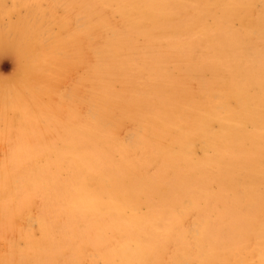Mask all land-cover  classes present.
Listing matches in <instances>:
<instances>
[{
    "label": "rangeland",
    "instance_id": "1",
    "mask_svg": "<svg viewBox=\"0 0 264 264\" xmlns=\"http://www.w3.org/2000/svg\"><path fill=\"white\" fill-rule=\"evenodd\" d=\"M122 1L123 2H121V0H113V1L112 0H98V2H97V0H5V1L0 0V86H1L0 87V92H1L0 93V97H1V101H0V106H1L0 107V110H1L0 111V118H1L0 119V122H1L0 123V134L2 135L5 133L3 136L0 135V146H1L0 147V264H29L30 262H31V264L32 263L37 264L38 262H39L38 264H42L43 262H45L46 264H49V262L52 263L54 260H55L54 264H57V263L58 264H69V263H71V264H86V263L87 264L88 263L89 264H110L109 261H111L113 259H114V261H111V264H120V263L122 264V261L124 259V255H125V252L127 251V249H132V248H135L137 246H140V248H141L142 244H143L142 246H144V247L142 249H140L142 252L141 259L136 261L134 264H146V263L147 264H150V263L151 264H183L184 262H185L184 264H187V263L188 264H216V263L217 264H222V263L223 264H235V263L236 264H262V262L259 259L260 257H259V253L257 251V247L259 246L262 239H264V208H263L264 207V200H263L264 199V192H263L264 191V179H263L264 178L263 177L264 176V172H263L264 171V169H263L264 168V154H262L264 152V143H263L264 142V125H263L264 124V104H263L264 103V101H263L264 100V98H263L264 97V0H205L206 3L204 0H172V1H170V0H151V1H148V0H122ZM163 1H165V2H163ZM102 4H104V5H102ZM156 5H157V7H156ZM161 5L163 7H161ZM200 5H202L203 7L202 6L200 7ZM199 9H201V10H199ZM158 10H159V12H158ZM138 13L141 16L140 15L138 16L137 15ZM190 13H192V14H190ZM12 15H13V17L11 18ZM136 16H138V17L136 18ZM195 16H196V18H195ZM72 18H73V20H72ZM197 18L199 19V21L197 20V23H196ZM113 19L115 22L113 21ZM203 19H204V21H202ZM212 19H213V21H212ZM117 21H119L120 23H118ZM30 22L34 24V27L30 26ZM112 22H114V24ZM217 22H218V24H217ZM122 24H124L127 28ZM203 24H205V25H203ZM210 24H211V26H210ZM116 25L118 28L116 27ZM201 25H203V27H201ZM215 27L218 30L217 29L215 30ZM218 27H220V28H218ZM223 27H225V28H223ZM132 29H135L136 31H133ZM219 29H221V30L219 31ZM241 29L243 30V32ZM113 30H115V31H113ZM143 30L145 31L144 32L145 34L142 33ZM211 30L214 31V34H213V31H211ZM224 30H227V32ZM198 31H199V33H198ZM207 32H209L210 34ZM215 33H217L220 36H216L217 34H215ZM221 33H223V34H221ZM140 34L141 35L143 34L144 37L141 36ZM154 34H155V36H154ZM211 34L213 35V37L210 36ZM254 34L256 37L254 36ZM132 35H134V37ZM148 36L150 38H147ZM202 36L205 38H203ZM214 36H215V38H214ZM223 36H225V37H223ZM241 36L242 37L244 36V37L241 38ZM115 37H119V38L116 39ZM125 37L126 38L128 37L126 42L124 40V39H126ZM195 37L197 38V40ZM217 37H218V40H217ZM136 38H137V40L141 39L140 42L137 41ZM143 38L147 39L148 41L145 39H144L145 40L144 41ZM219 38L222 39V41L219 40ZM247 38L249 41L247 40ZM174 39H176V40H174ZM199 39H200V41H198ZM184 40H186V41H184ZM191 40H192V42H191ZM212 40H214V42ZM243 40L245 43L243 42ZM208 41H210L212 44H210V42L208 43ZM251 41H253V42H251ZM131 42H132V44L133 43L134 44L131 45ZM144 42H148V43H144ZM177 42H178V44H177ZM120 43L121 44L123 43V45L125 44L126 46L125 45L123 46ZM185 43H187V44H185ZM190 43L191 44L193 43L192 46ZM110 44L113 47H111ZM180 44H182V47ZM151 45L154 48H152ZM210 45H211V47H210ZM213 45H214V47H213ZM106 46L108 48H111V49L109 50ZM101 47L103 50H100ZM128 47H129V49H128ZM139 47H141V48H139ZM170 47H172V48H170ZM192 47L195 49V51H193L194 49H192ZM136 48H138V49H136ZM149 48L151 51L147 52V50H149ZM163 48L164 49L167 48L168 50L167 49L163 50ZM214 48H216L217 50L216 49L214 50ZM120 49H122V50L120 51ZM125 49H126V51H125ZM180 49L182 51H184V53L185 52H187V53L184 54V53H182V51L180 53ZM114 50L116 53L114 52ZM139 50H141V51H139ZM144 50H146V51L144 52ZM129 51H130V53H128ZM161 51H162V53H159ZM213 52L216 54H214ZM121 53H122V55L124 54L125 57L122 56ZM133 53L134 54L136 53V55H134ZM190 53H191V55H190ZM198 53H200V54H198ZM180 54H181V56H180ZM133 55H134V57L132 58ZM170 55L173 57H171ZM162 56H164V57H162ZM165 56H166V58H165ZM213 56H215L216 58H214ZM127 57H129V58L127 59ZM137 57H138V59H137ZM139 57L142 59L140 60ZM145 57L147 59L148 58L149 59L147 60ZM193 57H194V59H193ZM202 57L205 60L202 59ZM262 57H263V59H262ZM183 58H185V59L188 58V59L183 60ZM207 58H208V60H207ZM210 58H212V59H210ZM131 59L132 60L134 59L135 61L134 60L131 61ZM145 59L147 60L146 62H145ZM170 59H172L173 61ZM191 60H193V61H191ZM218 60H219V62L220 61L221 62L219 63ZM139 61H140V63H138ZM158 61L160 62V64ZM181 61H183V62H181ZM185 61H187V62L189 61L188 64ZM205 61L207 64L205 63ZM223 61H225V62H223ZM97 62H98V64H97ZM210 62L212 63V65L209 64ZM183 63H185V64H183ZM196 63H198V64H196ZM163 64H165V66ZM177 64H178V66H177ZM186 64L188 67L185 66ZM219 64L222 65L221 68H220ZM230 64H231V66H230ZM173 67H174V69H172ZM179 67H180V69H179ZM116 68H117V70H116ZM205 68H206V70H205ZM217 68H218V70L219 69L220 70L218 71ZM170 69H172V70H170ZM187 69H189V70H187ZM195 69H197L198 71ZM212 69L215 71H212ZM228 70H230V71H228ZM241 70H242V72H245V75H244V73L241 72ZM68 71H69V73H68ZM176 71H177V73H175ZM179 71H181V72H179ZM220 72H223V73H220ZM228 72H229V74H228ZM207 73H209V74L207 75ZM215 73H216V77L214 76ZM235 73L237 74L236 77L234 76ZM66 74H67V76H66ZM75 74H76V76H75ZM150 74H152V75H150ZM168 74H171V75H169V77H168V76H166ZM172 74H173V76H172ZM210 74H213L214 78L212 75H211L212 77H210ZM241 74L243 76H241ZM23 75H24V77H23ZM141 75H143V76H141ZM250 75L253 77H251ZM223 76L224 77L226 76V77L224 78ZM74 78H75V80H74ZM150 78H153V79H150ZM159 78H161V79H159ZM209 78H210V80H209ZM214 79H216V80L218 79V80L214 81ZM228 79H230V80L228 81ZM245 79L248 82H246ZM68 80H70V81L73 80V81L70 82ZM175 80L177 82L181 81V83H179V82L177 83ZM204 80H207V81L209 80L208 81L209 84L207 83L208 86H206L207 84H206V81H204ZM211 80L213 82H215V83H213V86H212ZM21 82H22V84H20ZM65 82L67 85L65 84ZM223 82H224V84L221 87H218L219 90L216 89L217 86H220ZM58 84H60V85H58ZM62 84L66 88L64 86H62ZM195 85H197L198 87ZM210 85H211V87H210ZM236 85L239 86V87L237 86V89H236ZM13 86H15V88ZM32 86H34V87H32ZM245 86H248V88L250 90L246 87V89H248V91H247L245 89ZM185 87H188V88H185ZM212 87L215 89H213ZM257 87H258V89H257ZM2 88H4V89H2ZM7 88L9 89V91ZM12 88H14V89H12ZM53 88H54V90H53ZM135 88L137 90L138 89L139 90L137 91ZM211 88L213 89V91L215 90L214 93H212L213 91ZM221 88H222V90H221ZM141 89H143V90H141ZM205 90L207 93L205 92ZM225 90H226V92H224ZM229 90L232 93L229 92ZM168 91L170 93H168ZM254 91H256L255 94H253ZM77 92H78V95H77ZM192 92H195V93L192 94ZM203 92H205V94ZM247 92L248 93L250 92L249 94L251 97L248 96ZM105 93H106V95H105ZM223 93H224V95H223ZM225 93H227V94H225ZM228 93H230V95H229L230 98H228ZM57 95H58V97H57ZM33 96H34V98H33ZM44 96H46V98ZM129 96H130V100H129ZM208 96L211 97V100H210V97L208 98ZM217 96H218V98H217ZM234 96H235V98H234ZM245 96H247V97H245ZM73 97H75L74 100L72 99ZM149 97H151V98H149ZM199 97H201V98H199ZM243 97H244V100H245V98H247L248 100L246 99L247 101L244 102ZM165 98H167V99H165ZM249 98H250V100H249ZM44 99H45V102H44ZM67 99H68V101H67ZM69 99L72 101L70 102ZM164 99L166 102L164 101ZM213 99L215 102L213 101ZM4 100H5V102H4ZM199 100H201V101H199ZM236 100H238L240 102L235 103ZM36 101H38V102H36ZM63 101H65V102H63ZM74 101H76L77 103L76 102L74 103ZM187 101H189V102H187ZM251 101L252 102L254 101L252 103V105H251ZM46 102H47V105H46ZM259 102H261L260 104L262 106L259 104ZM80 103H82V104H80ZM87 103H89V104L87 105ZM189 103H190V105H189ZM199 103H201V104L199 105ZM83 104H85V106ZM148 104L150 106H154V108L150 107ZM231 104H233V105H231ZM235 104H237L238 106H234ZM255 104H257V105H255ZM6 105H7V107H6ZM18 105L21 107L19 108ZM107 105H108V107H107ZM209 105H211V106H209ZM228 105H230V106L228 107ZM249 105L257 106L256 107L257 109L254 110L255 107L252 108ZM24 106H26V107L23 108ZM77 106H78V108H76ZM214 106H215V108H214ZM212 107H213V109H212ZM217 107H219V108H217ZM243 107H245L247 109H245ZM57 108H58V110H57ZM103 108L104 109L106 108V109L104 110ZM122 108H123V110H122ZM232 108H235L236 110H232ZM97 109H101V111L97 110ZM112 109L113 110L115 109L114 110L115 112H113ZM155 109L158 111H156ZM190 109H191V111H189ZM210 109H212V110H210ZM24 110L26 111L25 114L28 116L32 125H31V123L29 124V120L27 119V116L24 117L25 116V114L23 113V112H25ZM118 110H120V112L121 111L122 112L119 113ZM246 110L249 112L247 115H250L251 118L248 117V119H247V115L244 114V113H246ZM27 111L30 113H28ZM33 111H35V113ZM68 111L70 112V114L68 113ZM199 111H200V113H199ZM209 111H210V113H207ZM215 111H216V113H215ZM226 111H229L231 114L229 112H226ZM252 111L255 112L254 115L255 116L257 115L258 118H256L255 116H251L253 114ZM256 111H258L260 114ZM50 112H52V113H50ZM92 112H94V113H92ZM95 112H96V114L99 113V114H97L98 117L95 114ZM202 112L205 113V116ZM223 112H224V114H223ZM262 112H263V114L261 115ZM9 113H10V115H9ZM83 113L85 114V116L86 115L87 116L89 115V116L87 118H84L85 116ZM102 113H103V115H101ZM108 113H109V115H108ZM110 113H111V115H110ZM112 113H114V114H112ZM122 113L123 114L126 113V114L123 116ZM156 113H158V115L161 114V116L160 115L158 116ZM30 114L31 115L36 114V115L40 116V117L39 116L35 117L37 122L34 121L35 115L31 116ZM115 114H116V116H114ZM177 114L178 115L180 114V115L178 116ZM217 114H219V115H217ZM243 114L246 116V119H244L245 116H243ZM8 115L10 118L8 117ZM22 115H24L23 116L24 118L22 117ZM29 115L31 116V118ZM53 115H54V117H53ZM56 115L57 116L59 115V116L56 117ZM90 115H91V117H90ZM216 115L219 117H216ZM229 115H230V117H229ZM232 115L235 117V119H234V117H232ZM259 115H261L262 117L259 118L260 117ZM75 116H77V117H75ZM121 116H122V119H124V120H122L120 118ZM135 116H136V119L133 118ZM221 116H223V117H221ZM111 117H114V118H111ZM117 117H119V118H117ZM123 117H125V118H123ZM156 117H157V119L158 118L159 119L157 120ZM200 117H202V118H200ZM220 117H221V119H220ZM236 117H237V119H236ZM44 118H45V120H44ZM47 118H48V121H46ZM126 118H127V120H126ZM209 118L212 120L210 121ZM230 118L232 119L233 122L234 121L238 122V123L241 122L242 126L239 128L240 131L242 132V130H241V128H242L243 131H245L247 133H245V132L241 133L240 131H238L235 134V135H237V137H235L233 135V131H232L233 130V127H232L233 122L230 121L231 120ZM25 119H27L28 123L26 122ZM38 119H39V121H38ZM58 119L61 120V122ZM70 119H73V120H70ZM117 119H119V120H117ZM137 119H138V121H137ZM200 119H201V121H200ZM213 119H215L217 122L220 121L218 123L219 125L216 123V121L214 122ZM51 120H53V121H51ZM204 120H205V123H204ZM222 120H225V122L228 125L225 126L226 123ZM261 120H262V122H260ZM4 121H6V122H4ZM33 121L35 123H37V124L39 123V124L37 125ZM56 121H57V124H56ZM66 121H68V123ZM96 121H98V123ZM99 121H101V122H99ZM131 121H133V122H131ZM145 121H146V123H145ZM8 122H10V123H8ZM41 122H43V123H41ZM106 122H107V124H105ZM125 122L128 125H126ZM129 122H131V123L129 124ZM140 122H141V124H140ZM148 122L149 123L151 122L152 124H148ZM190 122H191V124H190ZM198 122H200V124ZM22 123H24L23 126H22ZM46 123H47V125H45ZM111 123L113 126H116L117 128L113 127L111 125ZM201 123H203V124H201ZM49 124H50V126H49ZM99 124L101 127L99 126ZM117 124H119V125H117ZM193 124H195L196 126L195 125L193 126ZM260 124L263 126L261 127ZM17 125H19V126H17ZM54 125H55V127H54ZM69 125H71V126H69ZM77 125L78 126L80 125L81 128L80 127L79 128L82 130V132L80 129L77 130V127H78ZM104 125H106L107 127L106 126L104 127ZM174 125H177V127L179 126L178 127L179 129ZM230 125H231V128H229V129H231V130L228 129V127H230ZM36 126H39V127L42 126V127L37 129L38 127L36 128ZM44 126L46 128H44ZM203 126H204V128H203ZM219 126L224 127V128H222L224 130H222ZM17 127L19 128V130ZM66 127H68L67 128L68 130H65ZM82 127H83V129H82ZM132 127L133 128L135 127L134 130H131ZM198 127H199V129H198ZM226 127H227V129H226ZM258 127L260 129H258ZM20 128L22 129V131L20 130ZM23 128H24V131H23ZM55 128H57V131ZM35 129H37V130H35ZM48 129H49V132L51 131V129L55 130V131L53 130L54 132L53 131L50 132L51 133L50 134V136H51L50 144L48 143L50 136L48 135V137H47V134H49ZM71 129L73 131H71ZM102 129H103V131H102ZM108 129H110V130H108ZM124 129H125V131H124ZM207 129H209V130H207ZM249 129H253V130H249ZM26 130L28 131L27 133H29L28 136H27ZM39 130H40V132H39ZM83 130L87 131L86 134H84L85 131H83ZM187 130H189V131L186 133ZM220 130H222V131H220ZM43 131L46 132V133H44V135H43ZM66 131H68V132H66ZM69 131L73 132V133H70ZM118 131H120V132H118ZM133 131H134V133H133ZM230 131H231V134H230ZM19 132H20V134L22 132H24V134L22 133L20 135V134H18ZM31 132H33V133L31 134ZM116 132H118V133H116ZM123 132H125V134ZM180 132H182L183 135H181ZM254 132H256V133H254ZM52 133L55 135L54 137H53ZM66 133L68 134V136ZM92 133L94 136L91 135ZM138 133H139V137H138ZM261 133H262V135H261ZM45 134H46V137L48 139L46 137L44 138ZM57 134L60 136H58ZM61 134L66 135V136H63ZM122 134H123V136H122ZM185 134L187 136H189V137L186 136L187 140H186ZM188 134H190V135H188ZM215 134L218 136L221 134V136H219L220 138L218 136L215 137ZM248 134H249V137H248ZM84 135L85 136L87 135L86 138H88L89 140L85 139ZM224 135L226 137V140L224 139L225 137H223ZM240 135L241 136L244 135L245 138H243V137L241 138ZM56 136H58V138ZM61 136L63 138L67 137L66 138L67 141L65 138H64L65 140L64 139L62 140ZM98 136H99V138H98ZM207 136L210 139H207ZM246 136H247V138H246ZM252 136H256L257 138L253 137V139L255 138L253 140V139H251ZM23 137H24V140L26 141V143L23 140ZM41 137L43 138V140ZM228 137L229 138L231 137L232 140H230ZM55 138L58 139V143H56L57 139H55ZM125 138L127 141L125 140ZM233 138H234V140H233ZM28 139H29V141L30 140L31 141L29 142ZM59 139L62 140V141H60V144H59ZM100 139L102 142L98 141ZM78 140H81L80 143H78L79 142ZM93 140H94V143L97 142L96 146L94 143L90 142ZM95 140H96V142H95ZM174 140H176V141H174ZM224 140H225V142H224ZM227 140H230V141H227ZM235 140H237V141H235ZM53 141H55L54 144H52ZM85 141H87V142H85ZM128 141H129V143H128ZM218 141H219V143H217ZM231 141L233 143L235 141V143H236L235 147ZM240 141L241 142L243 141V143H245V144L242 143V145H244V146L247 145L248 150L246 148L243 149L244 146L238 145L240 143ZM249 141L253 142V143H250ZM254 141H255V143H254ZM258 141L260 144L258 143ZM88 142H90V143H88ZM105 142H106V144H105ZM107 142L109 144L111 142V145H109ZM179 142H183L182 145L183 144L186 145L185 143H187L188 146H181V144H179ZM227 142L229 143V145ZM8 143H9V145H8ZM10 143H12V145ZM248 143L253 144L252 146L249 145L250 149L248 147ZM100 144H102V145H100ZM112 144L113 145L115 144L116 146H113ZM255 144H256V146H255ZM100 146L104 149L101 150ZM135 146H137V147H135ZM180 146H181V148H180ZM219 146H221V147H219ZM4 147H5V149H4ZM107 147L109 150H107ZM182 147H184V148H182ZM115 148H118L119 151L121 150V152H119L118 149H116V151H115ZM179 148L181 150H179ZM236 148L237 149L239 148V149L236 151ZM253 148H255V149L252 150ZM85 149L87 152H84ZM89 150H90V153H89ZM96 150H97V152H95ZM98 150H101L104 154H102L101 151H98ZM227 150H230V152L236 153V154H233L234 156L232 155L233 156L232 157L231 153H229V151L227 152ZM238 151H240V154L238 153ZM247 151H248L249 155L247 154ZM255 151L257 154L255 153ZM113 152H116V153L112 154ZM176 152H179V153H176ZM216 152H217V155H216ZM173 153H175V154L173 155ZM105 154H107L108 156L106 155L107 157L106 156L104 157ZM176 154H178V155H176ZM220 154H223V155H220ZM246 154H247V156H246ZM109 155H111L112 157ZM210 155H212V158L210 157ZM243 155H244V157H243ZM180 156H181V158H180ZM192 156H193V158L191 159L190 157H192ZM208 156H209V159L214 164V167H213V164L208 160ZM215 156L218 158H215ZM249 156H250V159H249ZM110 157L112 159H110ZM206 157H207V159H206ZM224 157H225V159H227L226 160L227 164L224 161V163L226 164L225 166H224V163L222 164L223 160H225V159H223ZM231 157H232V159L234 157H236V158L233 160L232 159L230 160ZM38 158L40 161L38 160ZM120 158H122V159L120 160ZM187 158L189 161L192 162V164H190V162L187 160ZM214 158H215V160H214ZM256 158L258 161H260V164L262 166L260 164H258V166H257L254 164V162H252ZM184 159H186V160H184ZM220 159L221 160L223 159V160L221 161ZM238 159H239V161H238ZM32 160H33V162H32ZM193 160L195 161V163ZM206 160H208L209 163H207ZM247 160H249V161H247ZM28 161H30V162H28ZM41 161H43V162H41ZM202 161H203V164H206V165L203 166ZM204 161H206V163ZM244 161H246L248 164L246 162L244 163ZM22 162H25L27 164L22 163ZM111 162H112V166L110 164ZM188 162L190 165L188 164ZM233 162L234 163L236 162L238 165H236V163L234 165ZM34 163H35V165H33ZM64 163L66 165H64ZM72 163H74V164H72ZM49 164L51 165L50 167H49ZM187 164L189 166H187ZM207 164H208V166H207ZM210 164H212V165H210ZM217 164L220 167H217L218 166ZM253 164H254V166H253ZM191 165H192V167H191ZM193 165L196 166V169H195V166H193ZM198 165H199V167H198ZM25 166H26L27 170H26ZM37 166L39 168H37ZM42 166H44V168H42ZM68 166H70L71 168ZM132 166H133V168H131L132 170L129 169ZM229 166L231 169H229ZM47 167H48V171H46ZM223 167L226 168V169L224 168L225 169L224 171L222 170ZM205 168H207V169H205ZM210 168H211V170H210ZM240 168H241V170H240ZM56 169H57V173L55 172ZM109 169H110V171H109ZM172 169H174L173 172H172ZM245 169H247L246 172L244 171ZM24 170H26V171H24ZM120 170H121V172H120ZM128 170L131 171L132 173L135 172L136 170H138V171L135 174L134 173L130 174V172ZM202 170L204 172H201ZM61 171H64V172L61 173ZM103 171H105V172L103 173ZM114 171L117 173H115ZM125 171H127V172L125 173ZM207 171H208V173H207ZM221 171H222V173H220ZM252 171H254V172H252ZM42 172H44V173L42 174ZM112 172H114V173H112ZM192 172H194V174H191ZM234 172H235V175H234ZM189 173L192 176L191 175L189 176ZM247 173L249 176L247 175ZM250 173L251 174L253 173V175H250ZM66 174H67V176H66ZM113 174H115V175H113ZM126 174H127V176H126ZM236 174H237V178H236ZM70 175H72V176H70ZM87 175H88V177H87ZM241 175H242V177H241ZM255 175H257L258 177ZM46 176L47 177L49 176V177L46 178ZM136 176H138V177H136ZM212 176H213V178H212ZM245 176H247V177H245ZM38 177H40V178H38ZM50 177L51 178L53 177V178L51 179ZM128 177H129V179H128ZM168 177H169V179H168ZM209 177L212 179H210ZM249 177L250 178L253 177V178L250 179ZM261 177H263V178H261ZM10 178H11V180H10ZM181 178H182V180H181ZM258 178H259V180H258ZM46 179H47V181H46ZM72 179H74V180H72ZM91 179L93 180L92 182H90ZM141 179L144 180L145 182L144 181L141 182ZM233 179L235 181H233ZM40 180H42V181H40ZM64 180L65 181L68 180L66 182V185H68V186L65 185ZM115 180H118V183H120V184H117V181H115ZM133 180L137 184H135V182ZM178 180H180V181H178ZM69 181H70V183H69ZM77 181H78V183L76 184ZM94 181L95 182L98 181L97 186L95 185L96 183ZM119 181H121V182H119ZM230 181H231V183H230ZM40 182H41V184H40ZM110 182L113 183V185ZM123 182H125V183H123ZM139 182H141V183L139 184ZM189 182H190V184H189ZM234 182L236 184V187H234L235 186ZM240 182L242 184H240ZM256 182L257 183L260 182L259 183L260 185L257 184ZM49 183H50V185H49ZM62 183H64V185H61ZM71 183H74V185ZM126 183L128 184L127 187L130 190L132 188V190H133V191H131L132 194L130 193V190H128V189L127 190L129 192L126 191V189H125ZM157 183H158V185H157ZM222 183H225V184L227 183V184L222 185ZM251 183H252V185H251ZM27 184H28V186H27ZM58 184H60V185H58ZM130 184H132L133 186H130ZM249 184L251 185V187ZM33 185H34L35 189L34 188L31 189V186H33ZM41 185H43L45 187L44 190H43V186L41 187ZM98 185H100V186H98ZM118 185L119 186L122 185V188L124 187L123 188L124 190L121 189V186L117 188ZM138 185H140V186L137 187ZM231 185L233 186V188ZM38 186H39V188H38ZM56 186H59V187H56ZM215 186H216V188H215ZM229 186H230V188H232L234 190H232V189L230 190ZM24 187H27V188H24ZM53 187H55V188H53ZM140 187H142V188H140ZM182 187L183 188L186 187V189H182ZM187 187H189V188L187 189ZM217 187H219V188H217ZM224 187H226V188H224ZM248 187H250L253 191L251 189H249ZM46 188L49 190H47ZM67 188H69V190ZM113 188H114V190H113ZM236 188L238 191L236 190ZM239 188L241 191L239 190ZM101 189H104V190L100 191ZM136 189L138 192L136 191ZM180 189L182 191H179ZM192 189H193V191H192ZM56 190H57V192H56ZM115 190H116V192L113 193ZM147 190H149V191H147ZM160 190H162V191L160 192ZM184 190H185V193H187V195H182V193H184ZM261 190H263V191H261ZM40 191H42V192H40ZM44 191L45 192L48 191L46 193L47 195L44 193ZM256 191H257V193H256ZM28 192L30 195L28 194ZM38 192H40V193H38ZM134 192H137L136 194H138L140 192V194L136 196V194H134ZM157 192H159V193H157ZM178 192H179V194H177ZM196 192H197V194H196ZM198 192H200L199 193L200 195H198ZM236 192L239 195L236 194ZM241 192H242V194H241ZM249 192H252L253 195L248 194ZM49 193L52 196H49L50 195ZM55 193H56V195H54ZM59 193H61V194H59ZM141 193H144V194H141ZM148 193H150V194H148ZM201 193H203V194H201ZM3 194H6V195H3ZM18 194H20V195H18ZM25 194H26V197L28 198L27 200H26V198H24ZM39 194H41V195H39ZM206 194H207V196H206ZM42 195L44 196V198H42ZM144 195H146V196H144ZM232 195H235V196H232ZM240 195H241L242 199L239 197ZM254 195L256 196L255 198L253 197ZM105 196H106V199H105ZM127 196L128 197L132 196V198L134 200L136 197V201H134L132 199L130 200L129 199L130 197L128 198ZM161 196H164L165 199H164V197H161ZM182 196H184V197H182ZM202 196H203V198H201ZM22 197H23V199H22ZM49 197H51V198H49ZM64 197H65V199H64ZM126 197H127V199H126ZM151 197H154V198L156 197V198L154 199ZM259 197H260V200H258ZM261 197H262V201H261ZM114 198H116V199H114ZM16 199H18V200H16ZM46 199H48V202ZM61 199L63 200V202L60 201ZM121 199H125L126 202L124 200L122 201ZM138 199H139V201H138ZM162 199H163V202H162ZM173 199H177V202H176V200L174 201ZM45 200H46V203H45ZM145 200H148V201H145ZM196 200H199V201L201 200V201L199 202ZM238 200H240L239 203H238ZM116 201H117V203L118 202L119 203L117 204ZM121 201H122V203H120ZM155 201H156V203H155ZM173 201H174V204H173ZM211 201H213V202H211ZM11 202L13 204H11ZM20 202H21V205H20ZM22 202H23V204H22ZM94 202L99 204L98 208H95L93 206ZM134 202H136V203L134 204ZM145 202H147V203H145ZM157 202H158V204H157ZM160 202H162L164 204L166 202H168L169 204L168 203L165 204L167 207L165 205L160 206L159 205V204H161ZM234 202H236V203H234ZM249 202L251 205H249ZM251 202L253 203V205ZM258 202H259V204H257ZM260 202L261 203L263 202V204L261 206H260ZM2 203H3V205H2ZM175 203H176V205H175ZM138 204H140V205L138 206ZM151 204L152 205L155 204V206L159 207V208H154V206H152ZM212 204H214V205H212ZM240 204L242 206H240ZM243 204H244V206L246 205V208H248V209H245V207H244V209L247 211L243 210ZM120 205L123 207H121ZM144 205H148L149 208H148V206H144ZM222 205L225 208L222 207ZM40 206H41V208L43 207L44 210H43V208L41 210ZM124 206L125 207L127 206V207L124 208ZM249 206H251V208L253 206V208L251 209ZM22 207H24L26 209H23V211H22ZM50 207L52 208V210ZM61 207H62V209H61ZM206 207H208V208H206ZM210 207H212L213 209L212 208L210 209ZM254 207H256V208H254ZM49 208H50L51 212H50ZM123 208H124V210H123ZM163 208L165 209V211ZM223 208H224L223 213L219 212L217 214V212H218L217 210L221 211V210H223ZM228 208H229V211L226 210ZM235 208H238V209H235ZM239 208L241 211L239 210ZM258 208H259V210H258ZM230 209L232 210V212ZM31 210L34 213L33 214L32 213L27 214V213H30ZM47 210L50 212V213L47 212L48 217H47V213H45V211H47ZM153 210H155V211L157 210L156 211L157 213L155 214V211H153ZM203 210H206V212ZM1 211H2V214H1ZM38 211H39V213H38ZM112 211H114V212L112 213ZM160 211H161V213H164V214H162L163 216L165 215L164 217L161 215V213L160 214L158 213ZM252 211H253V213H252ZM20 212H22V213L19 215ZM134 212L136 214L135 215L133 214V216H132V213H134ZM146 212L148 214H146ZM182 212H185V213H182ZM233 212L235 214H233ZM40 213H42V214H40ZM152 213H153V215H151ZM17 214H18V217H16ZM24 214L27 216H24ZM49 214H51V215H49ZM54 214H56V215H54ZM62 214H64V216ZM78 214H82L83 216L80 215L78 218ZM173 214L175 216L176 215L177 216L174 217ZM45 216H46V219L48 218V220L50 219L51 221L55 220L57 218V216L59 219L57 218V220H55V222H53V224H52L50 220L48 221L45 219ZM60 216H62V217H60ZM73 216H74V219H73ZM85 216H87V217H85ZM148 216H149V218H147ZM150 216H151V218H150ZM256 216H259L258 220H257ZM54 217H56V218H54ZM81 217H82V220L84 219V221H80ZM185 217H186V219H185ZM87 218H89V219H87ZM117 219H118V221H117ZM147 219H148V221H147ZM132 220H134V221L131 222ZM17 221H19V222H17ZM185 221H186V223H185ZM210 221H211V223H210ZM65 222L68 225V227H70L69 228V232L71 231L70 233L67 232L68 227L65 224ZM117 222L120 225L117 224ZM4 223L6 226H4ZM103 223L105 224V228L103 227L104 226ZM179 223H181V224L179 225ZM73 224L75 225L74 227H73ZM108 224H110V225H108ZM184 224H185V226H184ZM237 224H245V226H240V228L237 229V228H235V225H237ZM116 225H117V227H116ZM31 226H33V227H31ZM122 226H124V227L122 228ZM173 226H174V228L172 229ZM175 226H177L178 229ZM23 227H25V228L22 230L21 228H23ZM65 227H66V230H65ZM154 227H155V230H154ZM46 228H48V229L46 230ZM83 228L85 229L84 231H83ZM118 228H120V229H118ZM234 228H235V230H234ZM182 229H184V230H182ZM13 230L17 233H15ZM27 230L31 231V232H29L30 234H27L28 233ZM63 230H64V232H63ZM139 230H142L143 232H140ZM150 230H152V231H150ZM202 230H203V232H202ZM221 230H222V232H221ZM252 230H254V231H252ZM21 231H22L23 235L25 234V232H26V234L23 236L21 234ZM75 231L77 233H79V235H77V237L78 236L79 237L78 238L76 237L75 239H73V237H75L74 235L77 234ZM99 231H101L102 233L101 232L99 233ZM114 231H116V232H114ZM119 231L129 232V233H123V232L121 233ZM148 231H150L151 234ZM197 231H199V232H197ZM261 231L263 234L261 233ZM57 232L58 233L60 232L59 234L61 236L59 234H55ZM90 232L93 234V236ZM173 232H175V233H173ZM61 233H63L64 237ZM106 233H107L108 237L105 236ZM114 233H115V235H114ZM119 233L121 234V238H123L121 240L119 239L120 238ZM155 233H157V234H155ZM172 233H173V235H171ZM179 233H181V234L179 235ZM202 233L205 235L202 236L201 235ZM153 234H155V236H153ZM19 235H21L20 236L21 239H20ZM35 235H39V236H35ZM42 235L44 237L46 236L45 239L43 238ZM56 235H58L57 236L58 239L56 238ZM65 235L70 236L69 239ZM89 235L91 237H89ZM125 235L127 236V239L124 238V237H126ZM138 235H139V237H141L140 238L141 240H139ZM147 235H149V236H147ZM157 235H159L157 237L158 239L156 238ZM192 235L195 237H193ZM207 235H210V236H207ZM1 236H2V238H1ZM22 236L26 240H23L24 238L22 239ZM26 236H28L29 238L28 237L26 238ZM144 236H146L147 238L145 237V239H144ZM173 236L175 238H173ZM40 237H41V239H40ZM47 237H49V238H47ZM82 237L83 238L85 237V240ZM251 237H252V239H250ZM37 238H39L42 242L40 243V240H39V243H38L37 242L38 240H36ZM166 238H168L169 240ZM13 239H15V240H13ZM51 239H54L55 244L53 243V240H51ZM147 239H149V240H147ZM17 240L19 243L17 242ZM50 240H51V242H50ZM65 240H68V241L66 242ZM72 240H73V242H72ZM87 240H89L90 242ZM93 240H94V242H92ZM95 240H97V242ZM122 240H123V242H122ZM129 240H130V242H129ZM154 240H155V242H154ZM164 240L165 241L167 240V242H165ZM174 240L176 241L177 244L180 245V246L178 245L179 248H178L177 244L174 242ZM181 240L183 242V245L181 244L182 243ZM26 241H27V243L25 244ZM32 241L35 244H33ZM58 241H60V242H58ZM61 241H63L62 244H61ZM138 241H140V243ZM144 241L146 242L147 246L144 244L145 243ZM14 242H16V243H14ZM103 242H105L104 246H103V244H104ZM204 242H205V244H204ZM30 243H31V245H30ZM71 243H73V244H71ZM98 243H103V244L100 245ZM118 243L120 246H118ZM171 243H173V244H171ZM198 243H200V244L198 245ZM20 244H21V246H20ZM39 244H40V247H39ZM47 244H48V246H47ZM64 244L66 245V248H65ZM77 244L81 248H79V246ZM110 244H112V245H110ZM3 245L6 247H4ZM18 245L20 247L19 249H18ZM37 245H38V247H37ZM75 245L77 248L75 247ZM189 245H190V247H189ZM52 246L54 248H52ZM95 246L97 247V249L94 248ZM109 246H112V247L110 248ZM244 246H246V247H244ZM35 247H36V251H37V248L42 249L40 252L38 250V252L40 254H37L38 253L37 252L35 255L36 251H33V250H35ZM147 247H149L148 250H146ZM154 247L156 248V250ZM165 247H166V249H165ZM180 247L181 248L183 247V248L181 249ZM46 248H49V250ZM90 248L91 249L94 248L93 251L92 250L88 251ZM102 248H103V250H102ZM114 248H115V250H114ZM175 248H176V250H175ZM191 248L193 249V252L191 251L192 250ZM241 248H242V250H240ZM71 249H72V251L74 250V252H71ZM100 249H101V251L99 252L98 250H100ZM109 249L111 252L109 251ZM111 249H113V250H111ZM183 249H185L186 251ZM17 250H18V252L16 253ZM24 250H25V252H24ZM55 250H56V252H54ZM66 250H68V252ZM226 250L231 251V253L235 252V251L239 252V250L241 251V253L246 252L248 254V259L246 261H242V260L238 261L237 260V262H236L235 260H232L234 256H233V254L230 255L231 254L230 252L228 253V255L226 257H224V256L222 257L223 253ZM28 251H30V252H28ZM42 251H44V252H42ZM61 251H62L63 255L60 254ZM76 251L79 253V256L81 257V259L79 256H77L78 254L75 253ZM95 251H96V253H95ZM102 251H104V252H102ZM173 251H174V253H173ZM177 251L179 253H177ZM189 251H190V253H187ZM50 252H52V253H50ZM66 252H67V254H66ZM70 252L72 253V255L69 254ZM207 252H211L212 256L204 257V253H207ZM49 253L52 254V257L50 255V257H51L50 260H49V258H50ZM56 254L60 255L61 257L56 256ZM84 254H87L89 256L85 255L86 257L84 258ZM101 254H103V255H101ZM154 254H156V256ZM159 254H161L162 256ZM176 254H180V255L176 256ZM19 255H20V257H19ZM34 255H35V257H34ZM47 255H48V257H47ZM169 255H170V257H169ZM186 255H188V256L186 257ZM39 256L40 257L43 256V258L45 257L46 260H43V258H40ZM66 256H68V257H66ZM96 256L98 258H96ZM62 257L64 259H62ZM89 257L91 258V260L89 259ZM150 257L153 259V261H152V259H150ZM228 257H229V259H228ZM231 257H232V259H231ZM8 258H9V260H8ZM58 258H61V259H59V261L56 262L58 260ZM86 258H88V259H86ZM115 258H117V259H115ZM188 258L190 261L188 260ZM190 258L193 260L191 261ZM39 259L42 260V263H40L41 260L39 261ZM142 259H144V260L142 261ZM201 259H204L206 262L203 263L201 261ZM62 260H64L63 263L61 262ZM106 260L108 263L105 262ZM214 260H216V261H214ZM102 261L105 263H103ZM139 261L142 263H140ZM225 261H226V263H225Z\"/></svg>",
    "mask_w": 264,
    "mask_h": 264
},
{
    "label": "bare ground",
    "instance_id": "2",
    "mask_svg": "<svg viewBox=\"0 0 264 264\" xmlns=\"http://www.w3.org/2000/svg\"><path fill=\"white\" fill-rule=\"evenodd\" d=\"M4 1H5V0H4ZM112 1H113V0H112ZM148 1H151V0H148ZM170 1H172V0H170ZM204 1H205V0H204ZM7 2H8V1H7ZM9 2H10V1H9ZM97 2H98V0H97ZM99 2H100V1H99ZM110 2H111V1H110ZM116 2H117V1H116ZM119 2H120V1H119ZM121 2H123V1L121 0ZM163 2H165V1H163ZM170 3H171V2H170ZM170 3H169V4H170ZM203 3H204V2H203ZM205 3H206V1H205ZM209 3H210V2H209ZM20 4H21V3H20ZM159 4H160V3H159ZM177 4H178V3H177ZM102 5H104V4H102ZM102 5H101V6H102ZM121 5H122V4H121ZM157 5H158V4H157ZM157 5H156V7H157ZM198 5H199V4H198ZM116 6H117V5H116ZM201 6H202V5H200V7H201ZM94 7H95V6H94ZM161 7H163V6L161 5ZM202 7H203V6H202ZM59 8H60V7H59ZM173 8H174V7H173ZM193 10H194V9H193ZM199 10H201V9H199ZM117 11H118V10H117ZM194 11H195V10H194ZM214 11H215V10H214ZM57 12H58V11H57ZM114 12H115V11H114ZM118 12H119V11H118ZM158 12H159V10H158ZM167 13H168V12H167ZM194 13H195V12H194ZM215 13H216V12H215ZM12 14H13V13H12ZM77 14H78V13H77ZM190 14H192V13H190ZM216 14H217V13H216ZM137 15L139 16L140 14L138 13ZM138 16H136V18H137ZM140 16H141V15H140ZM190 16H191V15H190ZM192 16H193V15H192ZM12 17H13V15L11 16V18H12ZM82 17H83V16H82ZM112 17H113V16H112ZM123 17H124V16H123ZM145 18H146V17H145ZM189 18H190V17H189ZM195 18H196V16H195ZM195 18H194V19H195ZM216 18H217V17H216ZM148 19H149V18H148ZM181 19H182V18H181ZM186 19H187V18H186ZM72 20H73V18H72ZM197 20L199 21V19H198V18L196 19V23H197ZM113 21H114V19H113ZM202 21H204V19H203ZM202 21H201V22H202ZM209 21H210V20H209ZM212 21H213V19H212ZM8 22H9V21H8ZM28 22H29V21H28ZM114 22H115V21H114ZM114 22H112V23L114 24ZM117 22L120 23L119 21H117ZM117 22H116V23H117ZM161 22H162V21H161ZM183 22H184V21H183ZM214 22H215V21H214ZM206 23H207V22H206ZM206 23H205V24H206ZM209 23H210V22H209ZM212 23H213V22H212ZM219 23H220V22H219ZM126 24H127V23H126ZM152 24H153V23H152ZM205 24H203V25H205ZM217 24H218V22H217ZM220 24H221V23H220ZM11 25H12V24H11ZM122 25H124V24H122ZM122 25H121V26H122ZM154 25H155V24H154ZM198 25H199V24H198ZM198 25H197V26H198ZM203 25H201V27H203ZM8 26H9V25H8ZM30 26H31V27L33 26V27H34V24L30 22ZM47 26H48V25H47ZM103 26H104V25H103ZM111 26H112V25H111ZM114 26H115V25H114ZM118 26H119V25H118ZM124 26H125V25H124ZM129 26H130V25H129ZM147 26H148V25H147ZM150 26H151V25H150ZM160 26H161V25H160ZM160 26H159V27H160ZM164 26H165V25H164ZM195 26H196V25H195ZM208 26H209V25H208ZM210 26H211V24H210ZM116 27H117V25H116ZM122 27H123V26H122ZM125 27H126V26H125ZM130 27H131V26H130ZM110 28H111V27H110ZM117 28H118V27H117ZM126 28H127V27H126ZM194 28H195V27H194ZM218 28H220V27H218ZM223 28H225V27H223ZM124 29H125V28H124ZM147 29H148V28H147ZM192 29H193V28H192ZM216 29H217V28L215 27V30H216ZM132 30H133V31H136L135 29H132ZM199 30H200V29H199ZM217 30H218V29H217ZM220 30H221V29H219V31H220ZM241 30H242V29H241ZM113 31H115V30H113ZM200 31H201V30H200ZM204 31H205V30H204ZM211 31H213V30H211ZM224 31L227 32V30H224ZM254 31H255V30H254ZM141 32H142V31H141ZM144 32H145V31L143 30L142 33L145 34ZM202 32H203V31H202ZM216 32H217V31H216ZM242 32H243V30H242ZM135 33H136V32H135ZM198 33H199V31H198ZM203 33H204V32H203ZM207 33H209V32H207ZM231 33H232V32H231ZM231 33H230V34H231ZM7 34H8V33H7ZM143 34H142V35L140 34V35L143 36ZM209 34H210V33H209ZM213 34H214V31H213ZM215 34H217V33H215ZM221 34H223V33H221ZM233 34H234V33H233ZM233 34H232V35H233ZM235 34H236V33H235ZM97 35H98V34H97ZM110 35H111V34H110ZM124 35H125V34H124ZM130 35H131V34H130ZM130 35H129V36H130ZM136 35H137V34H136ZM132 36L134 37V35H132ZM137 36H138V35H137ZM154 36H155V34H154ZM210 36L213 37L212 34H211ZM216 36H220V35L217 34ZM246 36H247V35H246ZM254 36H255V34H254ZM122 37H123V36H122ZM143 37H144V36H143ZM160 37H161V36H160ZM202 37H203V36H202ZM221 37H222V36H221ZM223 37H225V36H223ZM243 37H244V36H243ZM243 37L241 36V38H243ZM255 37H256V36H255ZM15 38H16V37H15ZM115 38L117 39V38H119V37H115ZM125 38H126V37H125ZM140 38H141V37H140ZM147 38H150V37L148 36ZM187 38H188V37H187ZM187 38H186V39H187ZM195 38H196V37H195ZM203 38H205V37H203ZM210 38H211V37H210ZM214 38H215V36H214ZM248 38H249V37H248ZM248 38H247V40H248ZM252 38H253V37H252ZM108 39H109V38H108ZM123 39H124V38H123ZM127 39H128V37H127L126 39H124L125 42H126ZM144 39H145V38H143V40H144ZM166 39H167V38H166ZM206 39H207V38H206ZM110 40H111V39H110ZM114 40H115V39H114ZM129 40H130V39H129ZM136 40H137V38H136ZM140 40H141V39H140ZM140 40H137V41L140 42ZM145 40H147V39H145ZM145 40H144V41H145ZM174 40H176V39H174ZM178 40H179V39H178ZM196 40H197V38H196ZM217 40H218V37H217ZM219 40L222 41V39H220V38H219ZM247 40H246V41H247ZM116 41H117V40H116ZM122 41H123V40H122ZM122 41H121V42H122ZM132 41H133V40H132ZM147 41H148V40H147ZM170 41H171V40H170ZM184 41H186V40H184ZM198 41H200V39H199ZM212 41L214 42V40H212ZM248 41H249V40H248ZM248 41H247V42H248ZM118 42H119V41H118ZM127 42H128V41H127ZM133 42H134V41H133ZM154 42H155V41H154ZM167 42H168V41H167ZM188 42H189V41H188ZM191 42H192V40H191ZM209 42H210V41H208V43H209ZM218 42H219V41H218ZM243 42H244V40H243ZM251 42H253V41H251ZM51 43H52V42H51ZM110 43H111V42H110ZM135 43H136V42H135ZM144 43H148V42H144ZM194 43H195V42H194ZM215 43H216V42H215ZM215 43H214V44H215ZM220 43H221V42H220ZM223 43H224V42H223ZM244 43H245V42H244ZM248 43H249V42H248ZM117 44H118V43H117ZM117 44H116V45H117ZM120 44H121V43H120ZM133 44H134V43H133ZM133 44H132V42H131V45H133ZM177 44H178V42H177ZM185 44H187V43H185ZM190 44H191V43H190ZM192 44H193V43H192ZM192 44H191V46H192ZM210 44H212V43L210 42ZM216 44H217V43H216ZM102 45H103V44H102ZM110 45H111V44H110ZM121 45H123V43H122ZM124 45H125V44H124ZM124 45H123V46H124ZM174 45H175V44H174ZM180 45H181V47H182V44H180ZM221 45H222V44H221ZM223 45H224V44H223ZM103 46H104V45H103ZM125 46H126V45H125ZM156 46H157V45H156ZM184 46H185V45H184ZM106 47H107V46H106ZM106 47H105V48H106ZM111 47H113V46L111 45ZM129 47H130V46H129ZM129 47H128V49H129ZM151 47H152V45H151ZM157 47H158V46H157ZM157 47H156V48H157ZM176 47H177V46H176ZM179 47H180V46H179ZM181 47H180V48H181ZM210 47H211V45H210ZM213 47H214V45H213ZM215 47H216V46H215ZM107 48H108V47H107ZM132 48H133V47H132ZM134 48H135V47H134ZM139 48H141V47H139ZM146 48H147V47H146ZM152 48H154V47H152ZM156 48H155V49H156ZM170 48H172V47H170ZM173 48H174V47H173ZM186 48H187V47H186ZM216 48H217V47H216ZM216 48H214V50H215ZM108 49L110 50L111 48H108ZM122 49H123V48H122ZM122 49H120V51H121ZM136 49H138V48H136ZM157 49H158V48H157ZM160 49H161V48H160ZM165 49H167V48H165ZM165 49L163 48V50H165ZM189 49H190V48H189ZM192 49H194V48L192 47ZM205 49H206V48H205ZM205 49H204V50H205ZM100 50H103L102 47H101ZM115 50H116V49H115ZM115 50H114V52H115ZM130 50H131V49H130ZM146 50H147V49H146ZM146 50H144V52H145ZM167 50H168V49H167ZM167 50H166V51H167ZM204 50H203V51H204ZM216 50H217V49H216ZM218 50H219V49H218ZM112 51H113V50H112ZM125 51H126V49H125ZM139 51H141V50H139ZM139 51H138V52H139ZM149 51H151L150 48H149V50H147V52H149ZM154 51H155V50H154ZM178 51H179V50H178ZM181 51H182V50L180 49V53H181ZM193 51H195V49H194ZM203 51H202V52H203ZM134 52H135V51H134ZM202 52H201V53H202ZM210 52H211V51H210ZM234 52H235V51H234ZM106 53H107V52H106ZM106 53H105V54H106ZM115 53H116V52H115ZM119 53H120V52H119ZM122 53H123V52H122ZM122 53H121V55H122ZM128 53H130V51H129ZM159 53H162V51L159 52ZM164 53H165V52H164ZM182 53H184V51H182ZM185 53H187V52H185ZM185 53H184V54H185ZM195 53H196V52H195ZM213 53H214V52H213ZM68 54H69V53H68ZM70 54H71V53H70ZM133 54H134V53H133ZM144 54H145V53H144ZM155 54H156V53H155ZM171 54H172V53H171ZM175 54H176V53H175ZM175 54H174V55H175ZM188 54H189V53H188ZM198 54H200V53H198ZM209 54H210V53H209ZM209 54H208V55H209ZM214 54H216V53H214ZM214 54H213V55H214ZM221 54H222V53H221ZM257 54H258V53H257ZM134 55H136V53H135ZM134 55L132 56V58L134 57ZM145 55H146V54H145ZM190 55H191V53H190ZM219 55H220V54H219ZM261 55H262V54H261ZM122 56H124V54H123ZM170 56H171V55H170ZM180 56H181V54H180ZM180 56H179V57H180ZM197 56H198V55H197ZM221 56H222V55H221ZM262 56H263V55H262ZM120 57H121V56H120ZM124 57H125V56H124ZM124 57H123V58H124ZM130 57H131V56H130ZM148 57H149V56H148ZM162 57H164V56H162ZM171 57H173V56H171ZM171 57H170V58H171ZM176 57H177V56H176ZM189 57H190V56H189ZM189 57H188V58H189ZM213 57L216 58L215 56H213ZM222 57H223V56H222ZM101 58H102V57H101ZM128 58H129V57H127V59H128ZM139 58H140V57H139ZM145 58H146V57H145ZM165 58H166V56H165ZM188 58H186V59H188ZM217 58H218V57H217ZM225 58H226V57H225ZM137 59H138V57H137ZM141 59H142V58H140V60H141ZM146 59H147V58H146ZM146 59H145V62H146L149 58H148L147 60H146ZM154 59H155V58H154ZM173 59H174V58H173ZM186 59L183 58V60H186ZM193 59H194V57H193ZM202 59H204V58L202 57ZM210 59H212V58H210ZM221 59H222V58H221ZM262 59H263V57H262ZM133 60H134V59H133ZM133 60L131 59V61H133ZM170 60H172V59H170ZM179 60H180V59H179ZM204 60H205V59H204ZM207 60H208V58H207ZM134 61H135V60H134ZM142 61H143V60H142ZM172 61H173V60H172ZM176 61H177V60H176ZM191 61H193V60H191ZM194 61H195V60H194ZM196 61H197V60H196ZM21 62H22V61H21ZM158 62H159V61H158ZM178 62H179V61H178ZM181 62H183V61H181ZM185 62L188 64L189 61H188V62L185 61ZM197 62H198V61H197ZM211 62H212V61H211ZM211 62L209 63L210 65H212ZM218 62H219V60H218ZM218 62H217V63H218ZM220 62H221V61H220ZM220 62H219V63H220ZM223 62H225V61H223ZM138 63H140V61H139ZM173 63H174V62H173ZM194 63H195V62H194ZM205 63H206V61H205ZM215 63H216V62H215ZM21 64H22V63H21ZM97 64H98V62H97ZM105 64H106V63H105ZM105 64H104V65H105ZM159 64H160V62H159ZM183 64H185V63H183ZM187 64H186L185 66H187ZM196 64H198V63H196ZM206 64H207V63H206ZM75 65H76V64H75ZM163 65L165 66V64H163ZM173 65H174V64H173ZM219 65H220V64H219ZM167 66H168V65H167ZM177 66H178V64H177ZM177 66H176V67H177ZM230 66H231V64H230ZM61 67H62V66H61ZM153 67H154V66H153ZM187 67H188V66H187ZM204 67H205V66H204ZM221 67H222V65H220V68H221ZM162 68H163V67H162ZM164 68H165V67H164ZM223 68H224V67H223ZM223 68H222V69H223ZM36 69H37V68H36ZM172 69H174V67H173ZM172 69H170V70H172ZM176 69H177V68H176ZM179 69H180V67H179ZM198 69H199V68H198ZM238 69H239V68H238ZM116 70H117V68H116ZM167 70H168V69H167ZM187 70H189V69H187ZM191 70H192V69H191ZM195 70H197V69H195ZM205 70H206V68H205ZM217 70H218V68H217ZM219 70H220V69H219ZM219 70H218V71H219ZM226 70H227V69H226ZM231 70H232V69H231ZM163 71H164V70H163ZM163 71H162V72H163ZM197 71H198V70H197ZM212 71H215V70L212 69ZM228 71H230V70H228ZM165 72H166V71H165ZM167 72H168V71H167ZM179 72H181V71H179ZM190 72H191V71H190ZM205 72H206V71H205ZM235 72H236V71H235ZM241 72H242V70H241ZM68 73H69V71H68ZM79 73H80V72H79ZM82 73H83V72H82ZM139 73H140V72H139ZM152 73H153V72H152ZM159 73H160V72H159ZM163 73H164V72H163ZM175 73H177V71H176ZM220 73H223V72H220ZM220 73H219V74H220ZM242 73H244V75H245V72H242ZM133 74H134V73H133ZM147 74H148V73H147ZM154 74H155V73H154ZM204 74H205V73H204ZM208 74H209V73H207V75H208ZM228 74H229V72H228ZM150 75H152V74H150ZM156 75H157V74H156ZM169 75H171V74H168V75H166V76L169 77ZM191 75H192V74H191ZM195 75H196V74H195ZM195 75H194V76H195ZM207 75H206V76H207ZM211 75L213 76V74H210V77H212ZM224 75H225V74H224ZM230 75H231V74H230ZM236 75H237V74L235 73L234 76L236 77ZM252 75H253V74H252ZM66 76H67V74H66ZM75 76H76V74H75ZM141 76H143V75H141ZM144 76H145V75H144ZM153 76H154V75H153ZM172 76H173V74H172ZM174 76H175V75H174ZM202 76H203V75H202ZM214 76L216 77V73H215ZM214 76H213V78H214ZM227 76H228V75H227ZM241 76H243V75L241 74ZM250 76H251V75H250ZM23 77H24V75H23ZM72 77H73V76H72ZM223 77H224V76H223ZM223 77H222V78H223ZM225 77H226V76H225ZM225 77H224V78H225ZM230 77H231V76H230ZM235 77H234V78H235ZM251 77H253V76H251ZM76 78H77V77H76ZM192 78H193V77H192ZM205 78H206V77H205ZM72 79H73V78H72ZM135 79H136V78H135ZM150 79H153V78H150ZM159 79H161V78H159ZM226 79H227V78H226ZM70 80H71V79H70ZM70 80H68V81H70ZM74 80H75V78H74ZM76 80H77V79H76ZM137 80H138V79H137ZM197 80H198V79H197ZM209 80H210V78H209ZM209 80H208V81H209ZM215 80H216V79H214V81H215ZM217 80H218V79H217ZM217 80H216V81H217ZM229 80H230V79H228V81H229ZM72 81H73V80H72ZM72 81H70V82H72ZM90 81H91V80H90ZM175 81H176V80H175ZM204 81H206V84L208 83L207 80H204ZM204 81H203V82H204ZM211 81H212V80H211ZM235 81H236V80H235ZM245 81H246V79H245ZM59 82H60V81H59ZM66 82H67V81H66ZM66 82H65V84H66ZM176 82H177V81H176ZM178 82H179V81H178ZM178 82H177V83H178ZM184 82H185V81H184ZM218 82H219V81H218ZM224 82H225V81H224ZM224 82H223L221 85L218 83L220 86H217L216 89H218V87H221V86L224 84ZM246 82H248V81H246ZM57 83H58V82H57ZM172 83H173V82H172ZM179 83H181V81H180ZM188 83H189V82H188ZM213 83H215V82L212 81V86H213ZM252 83H253V82H252ZM20 84H22V82H21ZM60 84H61V83H60ZM60 84H58V85H60ZM82 84H83V83H82ZM173 84H174V83H173ZM208 84H209V83H208ZM208 84H207L206 86H208ZM226 84H227V83H226ZM242 84H243V83H242ZM255 84H256V83H255ZM66 85H67V84H66ZM214 85H215V84H214ZM216 85H217V84H216ZM230 85H231V84H230ZM34 86H35V85H34ZM34 86H32V87H34ZM56 86H57V85H56ZM62 86H64V85L62 84ZM187 86H188V85H187ZM195 86H197V85H195ZM206 86H205V87H206ZM231 86H232V85H231ZM237 86H238V85H236V89H237ZM254 86H255V85H254ZM0 87H1V86H0ZM13 87L15 88V86H13ZM64 87H65V86H64ZM67 87H68V86H67ZM111 87H112V86H111ZM197 87H198V86H197ZM210 87H211V85H210ZM238 87H239V86H238ZM246 87L248 88V86H245V89H246ZM250 87H251V86H250ZM14 88H12V89H14ZM46 88H47V87H46ZM60 88H61V87H60ZM65 88H66V87H65ZM112 88H113V87H112ZM112 88H111V89H112ZM183 88H184V87H183ZM185 88H188V87H185ZM212 88H213V87H212ZM212 88H211V89H212ZM2 89H4V88H2ZM7 89H8V88H7ZM135 89H136V88H135ZM189 89H190V88H189ZM203 89H204V88H203ZM211 89H210V90H211ZM213 89H215V88H213ZM213 89H212V91H213ZM226 89H227V88H226ZM228 89H229V88H228ZM248 89H249V88H248ZM248 89H246V90L248 91ZM257 89H258V87H257ZM53 90H54V88H53ZM75 90H76V89H75ZM136 90H137V89H136ZM138 90H139V89H138ZM138 90H137V91H138ZM141 90H143V89H141ZM183 90H184V89H183ZM207 90H208V89H207ZM218 90H219V89H218ZM221 90H222V88H221ZM249 90H250V89H249ZM8 91H9V89H8ZM150 91H151V90H150ZM200 91H201V90H200ZM252 91H253V90H252ZM25 92H26V91H25ZM62 92H63V91H62ZM135 92H136V91H135ZM205 92H206V90H205ZM205 92H203V93L205 94ZM214 92H215V90H214L212 93H214ZM219 92H220V91H219ZM224 92H226V90H225ZM229 92H231V91L229 90ZM255 92H256V91H254L253 94H255ZM0 93H1V92H0ZM60 93H61V92H60ZM64 93H65V92H64ZM64 93H63V94H64ZM94 93H95V92H94ZM133 93H134V92H133ZM143 93H144V92H143ZM168 93H170V92L168 91ZM193 93H195V92H192V94H193ZM197 93H198V92H197ZM206 93H207V92H206ZM210 93H211V92H210ZM212 93H211V94H212ZM216 93H217V92H216ZM231 93H232V92H231ZM247 93H248V92H247ZM249 93H250V92H249ZM249 93H248V96L251 97ZM8 94H9V93H8ZM26 94H27V93H26ZM69 94H70V93H69ZM74 94H75V93H74ZM144 94H145V93H144ZM158 94H159V93H158ZM201 94H202V93H201ZM225 94H227V93H225ZM5 95H6V94H5ZM5 95H4V96H5ZM77 95H78V92H77ZM105 95H106V93H105ZM112 95H113V94H112ZM136 95H137V94H136ZM223 95H224V93H223ZM223 95H222V96H223ZM229 95H230V93H228V98H230ZM251 95H252V94H251ZM38 96H39V95H38ZM38 96H37V97H38ZM69 96H70V95H69ZM79 96H80V95H79ZM84 96H85V95H84ZM102 96H103V95H102ZM205 96H206V95H205ZM213 96H214V95H213ZM226 96H227V95H226ZM37 97H36V98H37ZM42 97H43V96H42ZM44 97L46 98V96H44ZM57 97H58V95H57ZM62 97H63V96H62ZM136 97H137V96H136ZM176 97H177V96H176ZM195 97H196V96H195ZM209 97H210V96H208V98H209ZM232 97H233V96H232ZM245 97H247V96H245ZM256 97H257V96H256ZM33 98H34V96H33ZM64 98H65V97H64ZM68 98H69V97H68ZM74 98H75V97H73L72 99L74 100ZM149 98H151V97H149ZM199 98H201V97H199ZM206 98H207V97H206ZM217 98H218V96H217ZM222 98H223V97H222ZM234 98H235V96H234ZM257 98H258V97H257ZM263 98H264V97H263ZM30 99H31V98H30ZM91 99H92V98H91ZM135 99H136V98H135ZM165 99H167V98H165ZM165 99H164V101H165ZM193 99H194V98H193ZM215 99H216V98H215ZM223 99H224V98H223ZM246 99H247V98H245V100H244V97H243L244 102L248 100V99H247V100H246ZM69 100H70V99H69ZM87 100H88V99H87ZM116 100H117V99H116ZM129 100H130V96H129ZM133 100H134V99H133ZM207 100H208V99H207ZM210 100H211V97H210ZM241 100H242V99H241ZM249 100H250V98H249ZM257 100H258V99H257ZM0 101H1V97H0ZM28 101H29V100H28ZM67 101H68V99H67ZM71 101H72V100H70V102H71ZM88 101H89V100H88ZM117 101H118V100H117ZM135 101H136V100H135ZM135 101H134V102H135ZM199 101H201V100H199ZM213 101H214V99H213ZM254 101H255V100H254ZM254 101H253V102H254ZM263 101H264V100H263ZM4 102H5V100H4ZM36 102H38V101H36ZM44 102H45V99H44ZM63 102H65V101H63ZM75 102H76V101H74V103H75ZM89 102H90V101H89ZM165 102H166V101H165ZM179 102H180V101H179ZM187 102H189V101H187ZM214 102H215V101H214ZM238 102H240V101L236 100L235 103H238ZM253 102L251 101V105H252ZM19 103H20V102H19ZM19 103H18V104H19ZM30 103H31V102H30ZM76 103H77V102H76ZM84 103H85V102H84ZM91 103H92V102H91ZM91 103H90V104H91ZM230 103H231V102H230ZM260 103H261V102H259V104H260ZM6 104H7V103H6ZM12 104H13V103H12ZM25 104H26V103H25ZM36 104H37V103H36ZM36 104H35V105H36ZM72 104H73V103H72ZM80 104H82V103H80ZM80 104H79V105H80ZM85 104H86V103H85ZM85 104H83V105L85 106ZM88 104H89V103H87V105H88ZM111 104H112V103H111ZM149 104H150V103H149ZM149 104H148V105H149ZM157 104H158V103H157ZM187 104H188V103H187ZM200 104H201V103H199V105H200ZM211 104H212V103H211ZM221 104H222V103H221ZM225 104H226V103H225ZM240 104H241V103H240ZM248 104H249V103H248ZM263 104H264V103H263ZM30 105H31V104H30ZM46 105H47V102H46ZM70 105H71V104H70ZM102 105H103V104H102ZM189 105H190V103H189ZM212 105H213V104H212ZM226 105H227V104H226ZM231 105H233V104H231ZM251 105H249V106H251ZM255 105H257V104H255ZM260 105H261V104H260ZM16 106H17V105H16ZM41 106H42V105H41ZM75 106H76V105H75ZM84 106H83V107H84ZM149 106H150V105H149ZM185 106H186V105H185ZM209 106H211V105H209ZM221 106H222V105H221ZM229 106H230V105H228V107H229ZM234 106H238V105L235 104ZM244 106H245V105H244ZM261 106H262V105H261ZM0 107H1V106H0ZM6 107H7V105H6ZM6 107H5V108H6ZM11 107H12V106H11ZM18 107L20 108L21 106L18 105ZM25 107H26V106H24L23 108H25ZM27 107H28V106H27ZM42 107H43V106H42ZM49 107H50V106H49ZM65 107H66V106H65ZM95 107H96V106H95ZM107 107H108V105H107ZM150 107H153V108H154V106H150ZM186 107H187V106H186ZM251 107H252V108L255 107L254 110L257 109V108H256L257 106H254V105L251 106ZM12 108H13V107H12ZM76 108H78V106H77ZM85 108H86V107H85ZM93 108H94V107H93ZM202 108H203V107H202ZM214 108H215V106H214ZM217 108H219V107H217ZM243 108H245V107H243ZM249 108H250V107H249ZM259 108H260V107H259ZM259 108H258V109H259ZM14 109H15V108H14ZM17 109H18V108H17ZM59 109H60V108H59ZM66 109H67V108H66ZM103 109H104V108H103ZM105 109H106V108H105ZM105 109H104V110H105ZM107 109H108V108H107ZM151 109H152V108H151ZM156 109H157V108H156ZM156 109H155V110H156ZM158 109H159V108H158ZM188 109H189V108H188ZM212 109H213V107H212ZM212 109H210V110H212ZM225 109H226V108H225ZM237 109H238V108H237ZM245 109H247V108H245ZM11 110H12V109H11ZM27 110H28V109H27ZM29 110H30V109H29ZM57 110H58V108H57ZM67 110H68V109H67ZM74 110H75V109H74ZM97 110H100V111H101V109H97ZM108 110H109V109H108ZM112 110H113V109H112ZM114 110H115V109H114ZM114 110H113V112H115ZM122 110H123V108H122ZM182 110H183V109H182ZM230 110H231V109H230ZM232 110H236V109H235V108H232ZM232 110H231V111H232ZM240 110H241V109H240ZM240 110H239V111H240ZM0 111H1V110H0ZM6 111H7V110H6ZM6 111H5V112H6ZM19 111H20V110H19ZM24 111H25V110H24ZM30 111H31V110H30ZM76 111H77V110H76ZM88 111H89V110H88ZM118 111H119V113L122 112V111L120 112V110H118ZM156 111H158V110H156ZM189 111H191V109H190ZM202 111H203V110H202ZM204 111H205V110H204ZM222 111H223V110H222ZM258 111H259V110H258ZM258 111H256V112H258ZM7 112H8V111H7ZM20 112H21V111H20ZM20 112H19V113H20ZM27 112H28V111H27ZM31 112H32V111H31ZM33 112L35 113V111H33ZM82 112H83V111H82ZM123 112H124V111H123ZM132 112H133V111H132ZM160 112H161V111H160ZM213 112H214V111H213ZM224 112H225V111H224ZM224 112H223V114H224ZM226 112H229V111H226ZM237 112H238V111H237ZM244 112H245V111H244ZM23 113L25 114L26 111L23 112ZM28 113H30V112H28ZM50 113H52V112H50ZM64 113H65V112H64ZM68 113L70 114L69 111H68ZM87 113H88V112H87ZM92 113H94V112H92ZM134 113H135V112H134ZM199 113H200V111H199ZM202 113H203L204 116H205V113H204V112H202ZM202 113H201V114H202ZM207 113H210V111L207 112ZM215 113H216V111H215ZM229 113H230V112H229ZM248 113H249V112L246 110V113H244V114L247 115ZM252 113H253V114H252L251 116H255V115H254L255 112L252 111ZM258 113H259V112H258ZM75 114H76V113H75ZM78 114H79V113H78ZM83 114H84V113H83ZM95 114H96V112H95ZM97 114H99V113H97ZM97 114H96V115H97ZM104 114H105V113H104ZM112 114H114V113H112ZM122 114H123V113H122ZM125 114H126V113H125ZM125 114H123V116H124ZM156 114L158 115V113H156ZM191 114H192V113H191ZM226 114H227V113H226ZM230 114H231V113H230ZM244 114H243V116H245ZM259 114H260V113H259ZM262 114H263V112L261 113V115H262ZM9 115H10V113H9ZM9 115H8V117H9ZM30 115H31V114H30ZM30 115H29V116H30ZM32 115H33V116L35 115V116H34V119H35L36 116H39V115H36V114H32ZM32 115H31V116H32ZM51 115H52V114H51ZM54 115H55V114H54ZM54 115H53V117H54ZM79 115H80V114H79ZM79 115H78V116H79ZM91 115H92V114H91ZM91 115H90V117H91ZM101 115H103V113H102ZM105 115H106V114H105ZM108 115H109V113H108ZM110 115H111V113H110ZM127 115H128V114H127ZM159 115L161 116V114H159ZM159 115H158V116H159ZM177 115H178V114H177ZM179 115H180V114H179ZM179 115H178V116H179ZM187 115H188V114H187ZM192 115H193V114H192ZM217 115H219V114H217ZM217 115H216V117H219V116H217ZM261 115H259V116H260L259 118L262 117ZM20 116H21V115H20ZM23 116H24V115H22V117H23ZM26 116H27V115L25 114L24 117H26ZM31 116H30V118H31ZM58 116H59V115H58ZM58 116L56 115V117H58ZM81 116H82V115H81ZM84 116H85V114H84ZM88 116H89V115H88ZM88 116L86 115L84 118H87ZM99 116H100V115H99ZM114 116H116V114H115ZM128 116H129V115H128ZM163 116H164V115H163ZM224 116H225V115H224ZM22 117H21V118H22ZM24 117H23V118H24ZM39 117H40V116H39ZM50 117H51V116H50ZM53 117H52V118H53ZM75 117H77V116H75ZM79 117H80V116H79ZM97 117H98V115H97ZM221 117H223V116H221ZM221 117H220V119H221ZM229 117H230V115H229ZM232 117H234V116L232 115ZM248 117H250V115H247V119H248ZM255 117L258 118L257 115H256ZM9 118H10V117H9ZM37 118H38V117H37ZM82 118H83V117H82ZM84 118H83V119H84ZM101 118H102V117H101ZM101 118H100V119H101ZM111 118H114V117H111ZM117 118H119V117H117ZM120 118L122 119V116H121ZM123 118H125V117H123ZM128 118H129V117H128ZM133 118L136 119V116L133 117ZM133 118H132V119H133ZM200 118H202V117H200ZM207 118H208V117H207ZM250 118H251V117H250ZM0 119H1V118H0ZM4 119H5V118H4ZM27 119L29 120L28 116H27ZM27 119H25L26 122H27ZM34 119H33V120H34ZM49 119H50V118H49ZM53 119H54V118H53ZM62 119H63V118H62ZM97 119H98V118H97ZM104 119H105V118H104ZM107 119H108V118H107ZM107 119H106V120H107ZM156 119H157V117H156ZM158 119H159V118H158ZM158 119H157V120H158ZM192 119H193V118H192ZM203 119H204V118H203ZM203 119H202V120H203ZM209 119H210V118H209ZM230 119H231V118H230ZM234 119H235V117H234ZM236 119H237V117H236ZM244 119H246V116H245ZM8 120H9V119H8ZM23 120H24V119H23ZM44 120H45V118H44ZM58 120H59V119H58ZM70 120H73V119H70ZM112 120H113V119H112ZM117 120H119V119H117ZM122 120H124V119H122ZM126 120H127V118H126ZM133 120H134V119H133ZM197 120H198V119H197ZM211 120H212V119H210V121H211ZM213 120H214V122L216 121L215 119H213ZM225 120H226V119H225ZM225 120H222V121L225 122ZM6 121H7V120H6ZM6 121H4V122H6ZM34 121L37 122L36 119H35ZM34 121H33V122H34ZM38 121H39V119H38ZM40 121H41V120H40ZM46 121H48V118H47ZM51 121H53V120H51ZM59 121L61 122V120H59ZM108 121H109V120H108ZM114 121H115V120H114ZM137 121H138V119H137ZM170 121H171V120H170ZM200 121H201V119H200ZM230 121H232V119H231ZM20 122H21V121H20ZM66 122L68 123V121H66ZM96 122L98 123V121H96ZM99 122H101V121H99ZM115 122H116V121H115ZM118 122H119V121H118ZM123 122H124V121H123ZM126 122H127V121H126ZM126 122H125V124L128 125ZM131 122H133V121H131ZM131 122H129V124H130ZM182 122H183V121H182ZM219 122H220V121H219ZM219 122L216 121L217 124H218ZM232 122H233V121H232ZM260 122H262V120H261ZM0 123H1V122H0ZM8 123H10V122H8ZM27 123H28V122H27ZM30 123H31V122H30V120H29V124H30ZM34 123H35V122H34ZM41 123H43V122H41ZM41 123H40V124H41ZM52 123H53V122H52ZM58 123H59V122H58ZM97 123H96V124H97ZM120 123H121V122H120ZM145 123H146V121H145ZM168 123H169V122H168ZM198 123L200 124V122H198ZM204 123H205V120H204ZM206 123H207V122H206ZM225 123H226V122H225ZM15 124H16V123H15ZM17 124H18V123H17ZM23 124H24V123H22V126H23ZM29 124H28V125H29ZM35 124H37V123H35ZM38 124H39V123H38ZM38 124H37V125H38ZM56 124H57V121H56ZM105 124H107V122H106ZM121 124H122V123H121ZM121 124H120V125H121ZM140 124H141V122H140ZM148 124H152V123H151V122H150V123L148 122ZM185 124H186V123H185ZM190 124H191V122H190ZM196 124H197V123H196ZM201 124H203V123H201ZM232 124H233V126H232V127H233V130H232V131H233V135H234L235 137H237V135H235V134H236L238 131H240L239 128L242 126V123H241V122L238 123V122H235V121H234ZM262 124H263V123H262ZM3 125H4V124H3ZM10 125H11V124H10ZM25 125H26V124H25ZM31 125H32V123H31ZM41 125H42V124H41ZM45 125H47V123H46ZM111 125H112V123H111ZM115 125H116V124H115ZM117 125H119V124H117ZM132 125H133V124H132ZM194 125H195V124H193V126H194ZM218 125H219V124H218ZM224 125H225V124H224ZM227 125H228V124L226 123L225 126H227ZM260 125H261V124H260ZM263 125H264V124H263ZM263 125H261V127H262ZM11 126H12V125H11ZM11 126H10V127H11ZM17 126H19V125H17ZM49 126H50V124H49ZM62 126H63V125H62ZM69 126H71V125H69ZM75 126H76V125H75ZM77 126H78V125H77ZM99 126H100V124H99ZM105 126H106V125H104V127H105ZM112 126H113V125H112ZM134 126H135V125H134ZM137 126H138V125H137ZM146 126H147V125H146ZM151 126H152V125H151ZM151 126H150V127H151ZM174 126L177 127V125H174ZM195 126H196V125H195ZM199 126H200V125H199ZM252 126H253V125H252ZM255 126H256V125H255ZM2 127H3V126H2ZM15 127H16V126H15ZM33 127H34V126H33ZM37 127H38V128H37ZM40 127H42V126H40ZM40 127H39V126H36L37 129H39ZM47 127H48V126H47ZM52 127H53V126H52ZM54 127H55V125H54ZM79 127H80V125L77 127V130L81 128V127H80V128H79ZM100 127H101V126H100ZM102 127H103V126H102ZM106 127H107V126H106ZM110 127H111V126H110ZM110 127H109V128H110ZM113 127H116V126H113ZM113 127H112V128H113ZM176 127H175V128H176ZM178 127H179V126H178ZM178 127H177V128H178ZM201 127H202V126H201ZM219 127H220L221 129L224 128V127H221V126H219ZM253 127H254V126H253ZM17 128H18V127H17ZM44 128H46V127L44 126ZM44 128H43V129H44ZM48 128H49V127H48ZM67 128H68V127H66L65 130H68ZM116 128H117V127H116ZM134 128H135V127H134ZM134 128L132 127V129H131V128H130V129H131V130H134ZM177 128H176V129H177ZM190 128H191V127H190ZM192 128H193V127H192ZM203 128H204V126H203ZM212 128H213V127H212ZM229 128H231V125H230V127H228V129H229ZM250 128H251V127H250ZM4 129H5V128H4ZM14 129H15V128H14ZM25 129H26V128H25ZM37 129H35V130H37ZM43 129H42V130H43ZM55 129H56V131H57V128H55ZM82 129H83V127H82ZM110 129H111V128H110ZM110 129H108V130H110ZM130 129H129V130H130ZM142 129H143V128H142ZM178 129H179V128H178ZM180 129H181V128H180ZM198 129H199V127H198ZM226 129H227V127H226ZM256 129H257V128H256ZM258 129H260V128L258 127ZM18 130H19V128H18ZM20 130L22 131L21 128H20ZM53 130H54V129H51L50 132H52ZM80 130H81V129H80ZM108 130H107V131H108ZM131 130H130V131H131ZM140 130H141V129H140ZM149 130H150V129H149ZM194 130H195V129H194ZM207 130H209V129H207ZM222 130H224V129H222ZM222 130H220V131H222ZM229 130H231V129H229ZM241 130H242V132H245V131H243L242 128H241ZM249 130H253V129H249ZM23 131H24V128H23ZM54 131H55V130H54ZM54 131H53V132H54ZM63 131H64V130H63ZM71 131H73V130L71 129ZM83 131H85V130H83ZM102 131H103V129H102ZM124 131H125V129H124ZM136 131H137V130H136ZM179 131H180V130H179ZM188 131H189V130H187L186 133H187ZM192 131H193V130H192ZM211 131H212V130H211ZM214 131H215V130H214ZM247 131H248V130H247ZM260 131H261V130H260ZM3 132H4V131H3ZM12 132H13V131H12ZM27 132H28V131L26 130V133H27ZM35 132H36V131H35ZM39 132H40V130H39ZM50 132H49V129H48V133H49V134H47V137H48V135L50 136V134H51ZM66 132H68V131H66ZM69 132H70V131H69ZM81 132H82V130H81ZM86 132H87V131H85L84 134H86ZM104 132H105V131H104ZM118 132H120V131H118ZM118 132H116V133H118ZM149 132H150V131H149ZM190 132H191V131H190ZM216 132H217V131H216ZM226 132H227V131H226ZM240 132H241V131H240ZM242 132H241V133H242ZM258 132H259V131H258ZM262 132H263V131H262ZM1 133H2V132H1ZM22 133L24 134V132H22ZM22 133H21V134H22ZM32 133H33V132H31V134H32ZM44 133H46V132L43 131V135H44ZM56 133H57V132H56ZM56 133H55V134H56ZM70 133H73V132H70ZM123 133L125 134V132H123ZM133 133H134V131H133ZM180 133H181V135H183L182 132H180ZM180 133H179V134H180ZM202 133H203V132H202ZM211 133H212V132H211ZM211 133H210V134H211ZM218 133H219V132H218ZM218 133H217V134H218ZM220 133H221V132H220ZM227 133H228V132H227ZM245 133H247V132H245ZM254 133H256V132H254ZM4 134H5V133H4ZM4 134H2V135L0 134V135L3 136ZM11 134H12V133H11ZM18 134H20V132H19ZM21 134H20V135H21ZM28 134H29V133H27V136H28ZM40 134H41V133H40ZM40 134H39V135H40ZM66 134H67V133H66ZM136 134H137V133H136ZM230 134H231V131H230ZM230 134H229V135H230ZM251 134H252V133H251ZM16 135H17V134H16ZM33 135H34V134H33ZM43 135H42V136H43ZM52 135H53V137L55 136L53 133H52ZM57 135H58V134H57ZM61 135H63V134H61ZM88 135H89V134H88ZM91 135H93V133H92ZM119 135H120V134H119ZM175 135H176V134H175ZM188 135H190V134H188ZM229 135H228V136H229ZM246 135H247V134H246ZM261 135H262V133H261ZM37 136H38V135H37ZM40 136H41V135H40ZM58 136H60V135H58ZM58 136H56V137L58 138ZM63 136H66V135H63ZM67 136H68V134H67ZM93 136H94V135H93ZM93 136H92V137H93ZM109 136H110V135H109ZM122 136H123V134H122ZM146 136H147V135H146ZM186 136H187V135L185 134V137H186ZM199 136H200V135H199ZM213 136H214V135H213ZM217 136H218V135L215 134V137H217ZM219 136H221V134H220ZM219 136H218V137H219ZM234 136H233V137H234ZM240 136H241V135H240ZM13 137H14V136H13ZM21 137H22V136H21ZM45 137H46V134H45L44 138H45ZM47 137H46V138H47ZM61 137H62V136H61ZM84 137H85V139L89 140L88 138H86L87 135H86V136L84 135ZM95 137H96V136H95ZM138 137H139V133H138ZM187 137H189V136H187ZM187 137H186V140H187ZM223 137H225V135H224ZM242 137L245 138L244 135L241 136V138H242ZM248 137H249V134H248ZM253 137H256V136H252L251 139H253ZM10 138H11V137H10ZM30 138H31V137H30ZM41 138H42V137H41ZM41 138H40V139H41ZM57 138H55V139H57ZM64 138L66 139L67 137H64ZM64 138L62 137V140H63ZM69 138H70V137H69ZM78 138H79V137H78ZM98 138H99V136H98ZM100 138H101V137H100ZM130 138H131V137H130ZM155 138H156V137H155ZM166 138H167V137H166ZM181 138H182V137H181ZM219 138H220V137H219ZM228 138H229V137H228ZM246 138H247V136H246ZM256 138H257V137H256ZM259 138H260V137H259ZM12 139H13V138H12ZM31 139H32V138H31ZM47 139H48V138H47ZM50 139H51V136H50V138H49V142L47 141L49 144H50ZM65 139H64V140H65ZM91 139H92V138H91ZM106 139H107V138H106ZM141 139H142V138H141ZM175 139H176V138H175ZM207 139H210V138H208V136H207ZM224 139L226 140V137H225ZM229 139L232 140L231 137H230ZM239 139H240V138H239ZM254 139H255V138H254ZM254 139H253V140H254ZM260 139H261V138H260ZM13 140H14V139H13ZM23 140H24V137H23ZM42 140H43V138H42ZM62 140L59 139V144H60V141H62ZM96 140H97V139H96ZM96 140H95V142H96ZM110 140H111V139H110ZM110 140H109V141H110ZM125 140H126V138H125ZM165 140H166V139H165ZM181 140H182V139H181ZM225 140H224V142H225ZM230 140H227V141H230ZM233 140H234V138H233ZM242 140H243V139H242ZM246 140H247V139H246ZM253 140H252V141H253ZM262 140H263V139H262ZM10 141H11V140H10ZM24 141H25V140H24ZM28 141H29V139H28ZM30 141H31V140H30ZM30 141H29V142H30ZM51 141H52V140H51ZM56 141H57L56 143H58V139H57ZM66 141H67V139H66ZM78 141H79L78 143H80L81 140H78ZM98 141L102 142L101 139L98 140ZM105 141H106V140H105ZM126 141H127V140H126ZM140 141H141V140H140ZM166 141H167V140H166ZM168 141H169V140H168ZM174 141H176V140H174ZM216 141H217V140H216ZM235 141H237V140H235ZM235 141H234V143L231 141L232 144H234V147L236 146ZM3 142H4V141H3ZM13 142H14V141H13ZM82 142H83V141H82ZM82 142H81V143H82ZM85 142H87V141H85ZM90 142L94 143V140H93V141H90ZM90 142H88V143H90ZM111 142H112V141H111ZM111 142H110V144H109L108 142H107V143H108L109 145H111ZM141 142H142V141H141ZM249 142H250V141H249ZM25 143H26V141H25ZM54 143H55V141H53L52 144H54ZM96 143H97V142H96ZM96 143H94L95 146L97 145ZM128 143H129V141H128ZM182 143H183V142H179V144H181V146H188L187 143H185L186 145H184V144L182 145ZM210 143H211V142H210ZM217 143H219V141H218ZM227 143H228V142H227ZM242 143H243V141H242V142L240 141V143H239L238 145L240 146V145H242ZM250 143H253V142H250ZM250 143H248V147H249V149H250V146H249V145H251V146L253 145V144H250ZM254 143H255V141H254ZM258 143H259V141H258ZM263 143H264V142H263ZM10 144L12 145V143H10ZM30 144H31V143H30ZM46 144H47V143H46ZM105 144H106V142H105ZM115 144H116V143H115ZM115 144H114V145L112 144V145H113V146H116ZM134 144H135V143H134ZM136 144H137V143H136ZM141 144H142V143H141ZM174 144H175V143H174ZM207 144H208V143H207ZM215 144H216V143H215ZM243 144H245V143H243ZM259 144H260V143H259ZM3 145H4V144H3ZM8 145H9V143H8ZM42 145H43V144H42ZM81 145H82V144H81ZM100 145H102V144H100ZM224 145H225V144H224ZM228 145H229V143H228ZM105 146H106V145H105ZM107 146H108V145H107ZM139 146H140V145H139ZM173 146H174V145H173ZM173 146H172V147H173ZM181 146H180V148H181ZM242 146H244V145H242ZM255 146H256V144H255ZM0 147H1V146H0ZM2 147H3V146H2ZM11 147H12V146H11ZM54 147H55V146H54ZM100 147H101V146H100ZM111 147H112V146H111ZM135 147H137V146H135ZM140 147H141V146H140ZM142 147H143V146H142ZM219 147H221V146H219ZM230 147H231V146H230ZM8 148H9V147H8ZM58 148H59V147H58ZM109 148H110V147H109ZM118 148H119V147H118ZM118 148H115V151H116V149H118ZM138 148H139V147H138ZM156 148H157V147H156ZM180 148H179V150H181ZM182 148H184V147H182ZM190 148H191V147H190ZM245 148L248 150L247 145L243 147V149H245ZM260 148H261V147H260ZM4 149H5V147H4ZM102 149H104V148L101 147V150H102ZM119 149H120V148H119ZM119 149H118V151H119ZM134 149H135V148H134ZM140 149H141V148H140ZM164 149H165V148H164ZM220 149H221V148H220ZM238 149H239V148H238ZM238 149L236 148V151H237ZM254 149H255V148H253L252 150H254ZM262 149H263V148H262ZM2 150H3V149H2ZM82 150H83V149H82ZM101 150H98V151H101ZM107 150H109L108 147H107ZM107 150H106V151H107ZM183 150H184V149H183ZM192 150H193V149H192ZM23 151H24V150H23ZM104 151H105V150H104ZM163 151H164V150H163ZM228 151H229V153H231V156H232L233 154H236V153H232V152H230V150H227V152H228ZM241 151H242V150H241ZM84 152H87L86 149H85ZM95 152H97V150H96ZM109 152H110V151H109ZM119 152H121V150H120ZM244 152H245V151H244ZM35 153H36V152H35ZM89 153H90V150H89ZM98 153H99V152H98ZM101 153L104 154L102 151H101ZM114 153H116V152H113L112 154H114ZM176 153H179V152H176ZM180 153H181V152H180ZM188 153H189V152H188ZM208 153H209V152H208ZM208 153H207V154H208ZM223 153H224V152H223ZM238 153L240 154V151H238ZM255 153H256V151H255ZM45 154H46V153H45ZM112 154H111V155H112ZM174 154H175V153H173V155H174ZM186 154H187V153H186ZM247 154H248V151H247ZM247 154H246V156H247ZM256 154H257V153H256ZM262 154H264V152H263ZM1 155H2V154H1ZM106 155H107V154H105L104 157H105ZM111 155H109V156H111ZM176 155H178V154H176ZM182 155H183V154H182ZM188 155H189V154H188ZM191 155H192V154H191ZM216 155H217V152H216ZM220 155H223V154H220ZM248 155H249V154H248ZM7 156H8V155H7ZM52 156H53V155H52ZM107 156H108V155H107ZM107 156H106V157H107ZM131 156H132V155H131ZM183 156H184V155H183ZM227 156H228V155H227ZM233 156H234V155H233ZM233 156H232V157H233ZM240 156H241V155H240ZM240 156H239V157H240ZM111 157H112V156H111ZM111 157H110V159H112ZM114 157H115V156H114ZM117 157H118V156H117ZM210 157L212 158V155H210ZM232 157L230 158V160L232 159ZM243 157H244V155H243ZM251 157H252V156H251ZM6 158H7V157H6ZM53 158H54V157H53ZM178 158H179V157H178ZM180 158H181V156H180ZM180 158H179V159H180ZM190 158L192 159L193 156L190 157ZM190 158H189V159H190ZM215 158H218V157L215 156ZM215 158H214V160H215ZM228 158H229V157H228ZM235 158H236V157H234L233 159H235ZM41 159H42V158H41ZM121 159H122V158H120V160H121ZM123 159H124V158H123ZM145 159H146V158H145ZM206 159H207V157H206ZM223 159H225V157H224ZM223 159H222V160H223ZM233 159H232V160H233ZM249 159H250V156H249ZM16 160H17V159H16ZM35 160H36V159H35ZM38 160H39V158H38ZM49 160H50V159H49ZM175 160H176V159H175ZM180 160H181V159H180ZM184 160H186V159H184ZM187 160H188V158H187ZM208 160L212 163V161L209 159V156H208ZM208 160H206L207 163H209ZM212 160H213V159H212ZM214 160H213V161H214ZM220 160H221V159H220ZM222 160H221V161H222ZM226 160H227V159L223 160L222 164L224 163V161H225V163H226ZM228 160H229V159H228ZM241 160H242V159H241ZM243 160H244V159H243ZM245 160H246V159H245ZM17 161H18V160H17ZM39 161H40V160H39ZM70 161H71V160H70ZM122 161H123V160H122ZM188 161H189V160H188ZM193 161H194V160H193ZM197 161H198V160H197ZM197 161H196V162H197ZM206 161H204V162L206 163ZM238 161H239V159H238ZM247 161H249V160H247ZM28 162H30V161H28ZM32 162H33V160H32ZM37 162H38V161H37ZM41 162H43V161H41ZM49 162H50V161H49ZM71 162H72V161H71ZM125 162H126V161H125ZM128 162H129V161H128ZM128 162H127V163H128ZM182 162H183V161H182ZM189 162H190V164H192L191 161H189ZM189 162H188V164H189ZM198 162H199V161H198ZM216 162H217V161H216ZM245 162H246V161H244V163H245ZM252 162H254V164L257 165V166H258V164H260V161H258L257 158H256L255 160H253ZM22 163H25V162H22ZM22 163H21V164H22ZM38 163H39V162H38ZM143 163H144V162H143ZM167 163H168V162H167ZM171 163H172V162H171ZM194 163H195V161H194ZM217 163H218V162H217ZM225 163H224V166L227 164V163H226V164H225ZM233 163H234V162H233ZM235 163H236V162H235ZM235 163H234V165H235ZM240 163H241V162H240ZM246 163H247V162H246ZM25 164H27V163H25ZM29 164H30V163H29ZM44 164H45V163H44ZM62 164H63V163H62ZM72 164H74V163H72ZM110 164H111V166H112V162H111ZM121 164H122V163H121ZM173 164H174V163H173ZM188 164H187V166L190 165V164H189V165H188ZM202 164H203V161H202ZM212 164H213V163H212ZM212 164H210V165H212ZM247 164H248V163H247ZM254 164H253V166H254ZM33 165H35V163H34ZM56 165H57V164H56ZM64 165H66V164L64 163ZM176 165H177V164H176ZM181 165H182V164H181ZM200 165H201V164H200ZM204 165H206V164H203V166H204ZM210 165H209V166H210ZM217 165H218V164H217ZM217 165H216V166H217ZM236 165H238V164L236 163ZM260 165H261V164H260ZM50 166H51V165L49 164V167H50ZM59 166H60V165H59ZM107 166H108V165H107ZM126 166H127V165H126ZM193 166H195V165H193ZM207 166H208V164H207ZM241 166H242V165H241ZM249 166H250V165H249ZM261 166H262V165H261ZM54 167H55V166H54ZM62 167H63V166H62ZM64 167H65V166H64ZM68 167H70V166H68ZM109 167H110V166H109ZM151 167H152V166H151ZM173 167H174V166H173ZM173 167H172V168H173ZM177 167H178V166H177ZM191 167H192V165H191ZM198 167H199V165H198ZM198 167H197V168H198ZM205 167H206V166H205ZM213 167H214V164H213ZM217 167H220V166L218 165ZM227 167H228V166H227ZM238 167H239V166H238ZM25 168H26V166H25ZM37 168H39V167L37 166ZM42 168H44V166H42ZM70 168H71V167H70ZM121 168H122V167H121ZM131 168H133V166L130 167L129 169H131ZM137 168H138V167H137ZM211 168H212V167H211ZM211 168H210V170H211ZM224 168H225V167H223V169H222V168H221V169L224 171V170L226 169V168H225V169H224ZM241 168H242V167H241ZM241 168H240V170H241ZM250 168H251V167H250ZM260 168H261V167H260ZM260 168H259V169H260ZM49 169H50V168H49ZM54 169H55V168H54ZM64 169H65V168H64ZM78 169H79V168H78ZM151 169H152V168H151ZM195 169H196V166H195ZM205 169H207V168H205ZM229 169H231L230 166H229ZM255 169H256V168H255ZM263 169H264V168H263ZM26 170H27V168H26ZM26 170H24V171H26ZM51 170H52V169H51ZM106 170H107V169H106ZM131 170H132V169H131ZM173 170H174V169H172V172H173ZM198 170H199V169H198ZM232 170H233V169H232ZM232 170H231V171H232ZM246 170H247V169H245L244 171L246 172ZM251 170H252V169H251ZM260 170H261V169H260ZM34 171H35V170H34ZM43 171H44V170H43ZM46 171H48V167H47V170H46ZM46 171H45V172H46ZM67 171H68V170H67ZM70 171H71V170H70ZM98 171H99V170H98ZM109 171H110V169H109ZM128 171H129V170H128ZM133 171H134V170H133ZM137 171H138V170H136V171L133 172V173L135 174V173H137ZM196 171H197V170H196ZM231 171H230V172H231ZM55 172L57 173V169H56ZM62 172H64V171H61V173H62ZM73 172H74V171H73ZM104 172H105V171H103V173H104ZM114 172H115V171H114ZM114 172H112V173H114ZM120 172H121V170H120ZM126 172H127V171H125V173H126ZM129 172H130V174L132 173L131 171H129ZM129 172H128V173H129ZM145 172H146V171H145ZM172 172H171V173H172ZM201 172H204V171L202 170ZM228 172H229V171H228ZM252 172H254V171H252ZM263 172H264V171H263ZM43 173H44V172H42V174H43ZM46 173H47V172H46ZM51 173H52V172H51ZM115 173H117V172H115ZM133 173H132V174H133ZM207 173H208V171H207ZM220 173H222V171H221ZM242 173H243V172H242ZM17 174H18V173H17ZM49 174H50V173H49ZM49 174H48V175H49ZM58 174H59V173H58ZM138 174H139V173H138ZM147 174H148V173H147ZM152 174H153V173H152ZM152 174H151V175H152ZM157 174H158V173H157ZM183 174H184V173H183ZM191 174H194V172H192ZM191 174L189 173V176H190ZM201 174H202V173H201ZM213 174H214V173H213ZM255 174H256V173H255ZM261 174H262V173H261ZM56 175H57V174H56ZM113 175H115V174H113ZM139 175H140V174H139ZM139 175H138V176H139ZM172 175H173V174H172ZM234 175H235V172H234ZM244 175H245V174H244ZM247 175H248V173H247ZM250 175H253V173H252V174L250 173ZM49 176H50V175H49ZM49 176H48V177H49ZM61 176H62V175H61ZM66 176H67V174H66ZM70 176H72V175H70ZM126 176H127V174H126ZM138 176H136V177H138ZM141 176H142V175H141ZM191 176H192V175H191ZM193 176H194V175H193ZM208 176H209V175H208ZM210 176H211V175H210ZM213 176H214V175H213ZM213 176H212V178H213ZM217 176H218V175H217ZM217 176H216V177H217ZM248 176H249V175H248ZM255 176H257V175H255ZM255 176H254V177H255ZM43 177H44V176H43ZM48 177L46 176V178H48ZM87 177H88V175H87ZM87 177H86V178H87ZM94 177H95V176H94ZM143 177H144V176H143ZM143 177H142V178H143ZM160 177H161V176H160ZM169 177H170V176H169ZM169 177H168V179H169ZM182 177H183V176H182ZM214 177H215V176H214ZM241 177H242V175H241ZM245 177H247V176H245ZM257 177H258V176H257ZM263 177H264V176H263ZM263 177H261V178H263ZM38 178H40V177H38ZM50 178H51V177H50ZM52 178H53V177H52ZM52 178H51V179H52ZM91 178H92V177H91ZM95 178H96V177H95ZM99 178H100V177H99ZM161 178H162V177H161ZM179 178H180V177H179ZM209 178H210V177H209ZM212 178H210V179H212ZM236 178H237V174H236ZM249 178H250V177H249ZM252 178H253V177H251L250 179H252ZM56 179H57V178H56ZM66 179H67V178H66ZM113 179H114V178H113ZM128 179H129V177H128ZM146 179H147V178H146ZM151 179H152V178H151ZM240 179H241V178H240ZM250 179H249V180H250ZM263 179H264V178H263ZM10 180H11V178H10ZM22 180H23V179H22ZM62 180H63V179H62ZM68 180H69V179H68ZM68 180H67V181H68ZM72 180H74V179H72ZM75 180H76V179H75ZM131 180H132V179H131ZM131 180H130V181H131ZM162 180H163V179H162ZM181 180H182V178H181ZM189 180H190V179H189ZM213 180H214V179H213ZM236 180H237V179H236ZM244 180H245V179H244ZM258 180H259V178H258ZM40 181H42V180H40ZM46 181H47V179H46ZM51 181H52V180H51ZM57 181H58V180H57ZM64 181H65V180H64ZM64 181H63V182H64ZM67 181H65V185H66V182H67ZM92 181H93V180L91 179L90 182H92ZM115 181H117V184H120V183H118V180H115ZM133 181H134V180H133ZM142 181H144V180L141 179V182H142ZM178 181H180V180H178ZM190 181H191V180H190ZM217 181H218V180H217ZM217 181H216V182H217ZM228 181H229V180H228ZM233 181H235V180L233 179ZM256 181H257V180H256ZM35 182H36V181H35ZM48 182H49V181H48ZM94 182H95V181H94ZM94 182H93V183H94ZM97 182H98V181H97ZM97 182H95V183H96V184H95L96 186H97V184H98ZM119 182H121V181H119ZM134 182H135V181H134ZM141 182H139V184H140ZM144 182H145V181H144ZM166 182H167V181H166ZM195 182H196V181H195ZM223 182H224V181H223ZM237 182H238V181H237ZM247 182H248V181H247ZM250 182H251V181H250ZM31 183H32V182H31ZM36 183H37V182H36ZM50 183H51V182H50ZM50 183H49V185H50ZM55 183H56V182H55ZM69 183H70V181H69ZM77 183H78V181L76 182V184H77ZM110 183H111V182H110ZM123 183H125V182H123ZM129 183H130V182H129ZM183 183H184V182H183ZM191 183H192V182H191ZM230 183H231V181H230ZM253 183H254V182H253ZM256 183H257V182H256ZM259 183H260V182H259ZM259 183H257V184H259ZM19 184H20V183H19ZM40 184H41V182H40ZM71 184L74 185V183H71ZM91 184H92V183H91ZM99 184H100V183H99ZM111 184L113 185V183H111ZM135 184H137V183L135 182ZM146 184H147V183H146ZM189 184H190V182H189ZM214 184H215V183H214ZM223 184H225V183H222V185H223ZM226 184H227V183H226ZM226 184H225V185H226ZM234 184H235V182H234ZM240 184H242V183L240 182ZM37 185H38V184H37ZM53 185H54V184H53ZM58 185H60V184H58ZM61 185H64V183H62ZM101 185H102V184H101ZM127 185H128V184L126 183V186H125L126 191L130 190V189L127 187ZM142 185H143V184H142ZM149 185H150V184H149ZM152 185H153V184H152ZM154 185H155V184H154ZM157 185H158V183H157ZM165 185H166V184H165ZM173 185H174V184H173ZM184 185H185V184H184ZM184 185H183V186H184ZM194 185H195V184H194ZM210 185H211V184H210ZM210 185H209V186H210ZM225 185H224V186H225ZM244 185H245V184H244ZM249 185H250V184H249ZM249 185H248V186H249ZM251 185H252V183H251ZM251 185H250V187H251ZM253 185H254V184H253ZM259 185H260V184H259ZM27 186H28V184H27ZM42 186H43V185H41V187H42ZM66 186H68V185H66ZM98 186H100V185H98ZM120 186H121V189L124 190V189H123L124 187L122 188V185H120ZM120 186L118 185L117 188L120 187ZM130 186H133V185L130 184ZM139 186H140V185H138L137 187H139ZM146 186H147V185H146ZM162 186H163V185H162ZM187 186H188V185H187ZM220 186H221V185H220ZM231 186H232V185H231ZM51 187H52V186H51ZM56 187H59V186H56ZM114 187H115V186H114ZM137 187H136V188H137ZM156 187H157V186H156ZM160 187H161V186H160ZM171 187H172V186H171ZM189 187H190V186H189ZM189 187H187V189H188ZM234 187H236V184H235ZM250 187H248V188L251 189ZM254 187H255V186H254ZM24 188H27V187H24ZM32 188L35 189L34 185L31 186V189H32ZM38 188H39V186H38ZM44 188H45V187L43 186V190H44ZM49 188H50V187H49ZM53 188H55V187H53ZM69 188H70V187H69ZM69 188H67V189L69 190ZM117 188H116V189H117ZM140 188H142V187H140ZM146 188H147V187H146ZM151 188H152V187H151ZM175 188H176V187H175ZM175 188H174V189H175ZM192 188H193V187H192ZM212 188H213V187H212ZM215 188H216V186H215ZM217 188H219V187H217ZM224 188H226V187H224ZM229 188H230V186H229ZM232 188H233V186H232ZM232 188H230V190H231ZM46 189H47V188H46ZM50 189H51V188H50ZM70 189H71V188H70ZM127 189H128V190H127ZM133 189H134V188H133ZM138 189H139V188H138ZM156 189H157V188H156ZM159 189H160V188H159ZM170 189H171V188H170ZM176 189H177V188H176ZM182 189H186V187H185V188L182 187ZM244 189H245V188H244ZM28 190H29V189H28ZM47 190H49V189H47ZM58 190H59V189H58ZM102 190H104V189H101L100 191H102ZM113 190H114V188H113ZM218 190H219V189H218ZM230 190H229V191H230ZM232 190H234V189H232ZM236 190H237V188H236ZM239 190H240V188H239ZM251 190H252V189H251ZM37 191H38V190H37ZM53 191H54V190H53ZM100 191H99V192H100ZM131 191H133L132 188H131V190H130V193H131ZM134 191H135V190H134ZM136 191H137V189H136ZM147 191H149V190H147ZM161 191H162V190H160V192H161ZM168 191H169V190H168ZM179 191H182V190L180 189ZM188 191H189V190H188ZM192 191H193V189H192ZM222 191H223V190H222ZM237 191H238V190H237ZM240 191H241V190H240ZM252 191H253V190H252ZM261 191H263V190H261ZM23 192H24V191H23ZM33 192H34V191H33ZM40 192H42V191H40ZM40 192H38V193H40ZM47 192H48V191H47ZM47 192L44 191L45 194H46ZM56 192H57V190H56ZM59 192H60V191H59ZM78 192H79V191H78ZM99 192H98V193H99ZM115 192H116V190H115L113 193H115ZM121 192H122V191H121ZM128 192H129V191H128ZM137 192H138V191H137ZM137 192H134V194H136ZM186 192H187V191H186ZM201 192H202V191H201ZM263 192H264V191H263ZM263 192H262V193H263ZM5 193H6V192H5ZM20 193H21V192H20ZM30 193H31V192H30ZM104 193H105V192H104ZM113 193H112V194H113ZM157 193H159V192H157ZM199 193H200V192H198V195H200ZM239 193H240V192H239ZM256 193H257V191H256ZM26 194H27V193H26ZM26 194L24 195V196H25L24 198H26V200H27L28 198L26 197ZM28 194H29V192H28ZM49 194H50V193H49ZM59 194H61V193H59ZM101 194H102V193H101ZM131 194H132V193H131ZM131 194H130V195H131ZM139 194H140V192H139L138 194H136V196L139 195ZM141 194H144V193H141ZM148 194H150V193H148ZM154 194H155V193H154ZM177 194H179V192H178ZM196 194H197V192H196ZM201 194H203V193H201ZM236 194H238V193L236 192ZM241 194H242V192H241ZM248 194H252V192H249ZM1 195H2V194H1ZM3 195H6V194H3ZM18 195H20V194H18ZM29 195H30V194H29ZM36 195H37V194H36ZM39 195H41V194H39ZM46 195H47V194H46ZM54 195H56V193H55ZM146 195H147V194H146ZM146 195H144V196H146ZM151 195H152V194H151ZM170 195H171V194H170ZM182 195H187V193H185V190H184V193H182ZM190 195H191V194H190ZM238 195H239V194H238ZM252 195H253V194H252ZM49 196H52V195L50 194ZM65 196H66V195H65ZM102 196H103V195H102ZM191 196H192V195H191ZM193 196H194V195H193ZM206 196H207V194H206ZM232 196H235V195H232ZM257 196H258V195H257ZM16 197H17V196H16ZM61 197H62V196H61ZM103 197H104V196H103ZM114 197H115V196H114ZM127 197H128V196H127ZM127 197H126V199H127ZM129 197H130V196H129ZM129 197H128V198H129ZM139 197H140V196H139ZM161 197H164V196H161ZM182 197H184V196H182ZM182 197H181V198H182ZM216 197H217V196H216ZM239 197L241 198V195H240ZM253 197L255 198L256 196L254 195ZM42 198H44L43 195H42ZM49 198H51V197H49ZM55 198H56V197H55ZM140 198H141V197H140ZM140 198H139V199H140ZM151 198H154V197H151ZM155 198H156V197H155ZM155 198H154V199H155ZM176 198H177V197H176ZM201 198H203V196H202ZM220 198H221V197H220ZM233 198H234V197H233ZM240 198H239V199H240ZM22 199H23V197H22ZM22 199H21V200H22ZM64 199H65V197H64ZM66 199H67V198H66ZM105 199H106V196H105ZM114 199H116V198H114ZM129 199H130V200H131V199L134 200V199L132 198V196H131ZM129 199H128V200H129ZM139 199H138V201H139ZM144 199H145V198H144ZM154 199H153V200H154ZM158 199H159V198H158ZM164 199H165V197H164ZM166 199H167V198H166ZM196 199H197V198H196ZM229 199H230V198H229ZM236 199H237V198H236ZM236 199H235V200H236ZM241 199H242V198H241ZM251 199H252V198H251ZM16 200H18V199H16ZM46 200H47V202H48V199H46ZM46 200H45V203H46ZM52 200H53V199H52ZM85 200H86V199H85ZM112 200H113V199H112ZM112 200H111V201H112ZM121 200H122V201H123V200L125 201V199H121ZM130 200H129V201H130ZM160 200H161V199H160ZM173 200H174V201L176 200V202H177V199H173ZM249 200H250V199H249ZM252 200H253V199H252ZM258 200H260V197H259ZM258 200H257V201H258ZM263 200H264V199H263ZM10 201H11V200H10ZM60 201L63 202L62 199H61ZM60 201H59V202H60ZM76 201H77V200H76ZM109 201H110V200H109ZM114 201H115V200H114ZM122 201H121L120 203H122ZM134 201H136V197H135V200H134ZM138 201H137V202H138ZM143 201H144V200H143ZM145 201H148V200H145ZM158 201H159V200H158ZM174 201H173V204H174ZM196 201H199V200H196ZM200 201H201V200H200ZM200 201H199V202H200ZM205 201H206V200H205ZM215 201H216V200H215ZM228 201H229V200H228ZM239 201H240V200H238V203H239ZM244 201H245V200H244ZM261 201H262V197H261ZM57 202H58V201H57ZM57 202H56V203H57ZM69 202H70V201H69ZM125 202H126V201H125ZM162 202H163V199H162ZM162 202H160V203H161V204H159L160 206H161V205L163 206V205H165L166 203H168V202H166V203L164 204V203H162ZM211 202H213V201H211ZM219 202H220V201H219ZM110 203H111V202H110ZM116 203H117V201H116ZM118 203H119V202H118ZM118 203H117V204H118ZM135 203H136V202H134V204H135ZM140 203H141V202H140ZM145 203H147V202H145ZM155 203H156V201H155ZM191 203H192V202H191ZM194 203H195V202H194ZM214 203H215V202H214ZM221 203H222V202H221ZM234 203H236V202H234ZM238 203H237V204H238ZM251 203H252V202H251ZM11 204H13V203L11 202ZM22 204H23V202H22ZM25 204H26V203H25ZM57 204H58V203H57ZM60 204H61V203H60ZM123 204H124V203H123ZM131 204H132V203H131ZM131 204H130V205H131ZM157 204H158V202H157ZM168 204H169V203H168ZM168 204H167V205H168ZM171 204H172V203H171ZM227 204H228V203H227ZM257 204H259V202H258ZM262 204H263V202H262V203L260 202V206H261ZM2 205H3V203H2ZM2 205H1V206H2ZM8 205H9V204H8ZM20 205H21V202H20ZM69 205H70V204H69ZM110 205H111V204H110ZM124 205H125V204H124ZM136 205H137V204H136ZM139 205H140V204H138V206H139ZM151 205H152V204H151ZM175 205H176V203H175ZM212 205H214V204H212ZM235 205H236V204H235ZM249 205H251L250 202H249ZM252 205H253V203H252ZM255 205H256V204H255ZM255 205H254V206H255ZM18 206H19V205H18ZM25 206H26V205H25ZM62 206H63V205H62ZM64 206H65V205H64ZM93 206H94L95 208H98V207H99V204L94 202V203H93ZM120 206H121V205H120ZM127 206H128V205H127ZM127 206H126V207H127ZM144 206H148V205H144ZM144 206H143V207H144ZM152 206H154V208H159V207H156L155 204H153ZM165 206H166V205H165ZM168 206H169V205H168ZM201 206H202V205H201ZM201 206H200V207H201ZM237 206H238V205H237ZM240 206H242V205L240 204ZM247 206H248V205H247ZM257 206H258V205H257ZM260 206H259V207H260ZM12 207H13V206H12ZM28 207H29V206H28ZM59 207H60V206H59ZM118 207H119V206H118ZM121 207H123V206H121ZM126 207L124 206V208H126ZM129 207H130V206H129ZM132 207H133V206H132ZM166 207H167V206H166ZM200 207H199V208H200ZM215 207H216V206H215ZM215 207H214V208H215ZM222 207H224V206L222 205ZM231 207H232V206H231ZM238 207H239V206H238ZM244 207H245V209H248V208H246V205L244 206V204H243V210H245ZM249 207L251 208V206H249ZM1 208H2V207H1ZM40 208H41V206H40ZM42 208H43V207H42ZM42 208H41V210H42ZM50 208H51V207H50ZM50 208H49V210H50ZM124 208H123V210H124ZM136 208H137V207H136ZM148 208H149V206H148ZM148 208H147V209H148ZM160 208H161V207H160ZM164 208H165V207H164ZM164 208H163V209H164ZM168 208H169V207H168ZM204 208H205V207H204ZM206 208H208V207H206ZM211 208H212V207H210V209H211ZM224 208H225V207H224ZM224 208H223V210H221V211L217 210V211H218L217 214H218L219 212H222V213H223ZM232 208H233V207H232ZM240 208H241V207H240ZM240 208H239V210H240ZM252 208H253V206H252ZM252 208H251V209H252ZM254 208H256V207H254ZM263 208H264V207H263ZM23 209H26V208L22 207V211H23ZM34 209H35V208H34ZM45 209H46V208H45ZM53 209H54V208H53ZM61 209H62V207H61ZM64 209H65V208H64ZM130 209H131V208H130ZM152 209H153V208H152ZM212 209H213V208H212ZM235 209H238V208H235ZM235 209H234V210H235ZM28 210H29V209H28ZM38 210H39V209H38ZM43 210H44V208H43ZM51 210H52V208H51ZM51 210H50V212H51ZM54 210H55V209H54ZM183 210H184V209H183ZM189 210H190V209H189ZM191 210H192V209H191ZM226 210L229 211V208L226 209ZM230 210H231V209H230ZM253 210H254V209H253ZM258 210H259V208H258ZM34 211H35V210H34ZM36 211H37V210H36ZM61 211H62V210H61ZM64 211H65V210H64ZM130 211H131V210H130ZM153 211H155V210H153ZM156 211H157V210H156ZM156 211H155V214L157 213ZM162 211H163V210H162ZM164 211H165V209H164ZM193 211H194V210H193ZM193 211H192V212H193ZM196 211H197V210H196ZM198 211H199V210H198ZM201 211H202V210H201ZM203 211L206 212V210H203ZM235 211H236V210H235ZM240 211H241V210H240ZM245 211H247V210H245ZM47 212L50 213L48 210L45 211V213H47ZM65 212H66V211H65ZM65 212H64V213H65ZM113 212H114V211H112V213H113ZM132 212H133V211H132ZM151 212H152V211H151ZM231 212H232V210H231ZM6 213H7V212H6ZM21 213H22V212H20L19 215H20ZM31 213L33 214L34 212H32V210H31L30 213H27V214H31ZM38 213H39V211H38ZM48 213H47V217H48ZM52 213H53V212H52ZM54 213H55V212H54ZM59 213H60V212H59ZM62 213H63V212H62ZM76 213H77V212H76ZM141 213H142V212H141ZM153 213H154V212H153ZM153 213H152L151 215H153ZM158 213L160 214L161 211L158 212ZM182 213H185V212H182ZM189 213H190V212H189ZM189 213H188V214H189ZM200 213H201V212H200ZM238 213H239V212H238ZM252 213H253V211H252ZM1 214H2V211H1ZM35 214H36V213H35ZM40 214H42V213H40ZM133 214L135 215L136 213H135V212L132 213V216H133ZM138 214H139V213H138ZM146 214H148V213L146 212ZM146 214H145V215H146ZM162 214H164V213H161V215H162ZM233 214H235V213L233 212ZM243 214H244V213H243ZM49 215H51V214H49ZM52 215H53V214H52ZM54 215H56V214H54ZM59 215H60V214H59ZM62 215L64 216V214H62ZM68 215H69V214H68ZM80 215H82V214H78V218H79ZM140 215H141V214H140ZM140 215H139V216H140ZM145 215H144V216H145ZM173 215H174V214H173ZM194 215H195V214H194ZM226 215H227V214H226ZM256 215H257V214H256ZM24 216H27V215L24 214ZM24 216H23V217H24ZM35 216H36V215H35ZM82 216H83V215H82ZM103 216H104V215H103ZM105 216H106V215H105ZM109 216H110V215H109ZM139 216H138V217H139ZM155 216H156V215H155ZM162 216H163V215H162ZM162 216H161V217H162ZM164 216H165V215H164ZM164 216H163V217H164ZM176 216H177V215H176ZM176 216L174 215V217H176ZM178 216H179V215H178ZM205 216H206V215H205ZM10 217H11V216H10ZM16 217H18V214L16 215ZM51 217H52V216H51ZM60 217H62V216H60ZM85 217H87V216H85ZM145 217H146V216H145ZM169 217H170V216H169ZM169 217H168V218H169ZM193 217H194V216H193ZM256 217H257V220H258L259 216H256ZM13 218H14V217H13ZM54 218H56V217H54ZM57 218H58V216H57ZM57 218H56L55 220H57ZM89 218H90V217H89ZM89 218H87V219H89ZM100 218H101V217H100ZM147 218H149V216H148ZM150 218H151V216H150ZM2 219H3V218H2ZM23 219H24V218H23ZM45 219H46V216H45ZM58 219H59V218H58ZM70 219H71V218H70ZM73 219H74V216H73ZM115 219H116V218H115ZM144 219H145V218H144ZM177 219H178V218H177ZM185 219H186V217H185ZM17 220H18V219H17ZM46 220H48V218H47ZM49 220H50V219H49ZM49 220H48V221H49ZM55 220H53V221L50 220V221H51V223L53 224V222H55ZM63 220H64V219H63ZM105 220H106V219H105ZM105 220H104V221H105ZM171 220H172V219H171ZM187 220H188V219H187ZM43 221H44V220H43ZM59 221H60V220H59ZM72 221H73V220H72ZM74 221H75V220H74ZM76 221H77V220H76ZM80 221H84V219L82 220V217H81V220H80ZM80 221H79V222H80ZM117 221H118V219H117ZM133 221H134V220H132L131 222H133ZM147 221H148V219H147ZM159 221H160V220H159ZM2 222H3V221H2ZM2 222H1V223H2ZM17 222H19V221H17ZM21 222H22V221H21ZM56 222H57V221H56ZM220 222H221V221H220ZM8 223H9V222H8ZM22 223H23V222H22ZM44 223H45V222H44ZM51 223H50V224H51ZM71 223H72V222H71ZM73 223H74V222H73ZM108 223H109V222H108ZM185 223H186V221H185ZM210 223H211V221H210ZM9 224H10V223H9ZM23 224H24V223H23ZM31 224H32V223H31ZM45 224H46V223H45ZM50 224H49V225H50ZM65 224H66V222H65ZM117 224H119V223L117 222ZM160 224H161V223H160ZM180 224H181V223H179V225H180ZM187 224H188V223H187ZM226 224H227V223H226ZM10 225H11V224H10ZM14 225H15V224H14ZM66 225H67V224H66ZM66 225H65V226H66ZM103 225H104L103 227L105 228V224H104V223H103ZM108 225H110V224H108ZM119 225H120V224H119ZM151 225H152V224H151ZM179 225H178V226H179ZM214 225H215V224H214ZM4 226H6L5 223H4ZM36 226H37V225H36ZM52 226H53V225H52ZM60 226H61V225H60ZM74 226H75V225L73 224V227H74ZM111 226H112V225H111ZM111 226H110V227H111ZM159 226H160V225H159ZM184 226H185V224H184ZM202 226H203V225H202ZM222 226H223V225H222ZM240 226H245V224H237V225H235V228L238 229V228H240ZM31 227H33V226H31ZM67 227H68V225H67ZM78 227H79V226H78ZM110 227H109V228H110ZM116 227H117V225H116ZM123 227H124V226H122V228H123ZM152 227H153V226H152ZM175 227L177 228V226H175ZM179 227H180V226H179ZM212 227H213V226H212ZM24 228H25V227H23V228H21V229L23 230ZM61 228H62V227H61ZM69 228H70V227H68V231H67V232H69ZM140 228H141V227H140ZM173 228H174V226L172 227V229H173ZM181 228H182V227H181ZM188 228H189V227H188ZM235 228H234V230H235ZM21 229H20V230H21ZM47 229H48V228H46V230H47ZM81 229H82V228H81ZM112 229H113V228H112ZM118 229H120V228H118ZM138 229H139V228H138ZM177 229H178V228H177ZM8 230H9V229H8ZM25 230H26V229H25ZM35 230H36V229H35ZM42 230H43V229H42ZM44 230H45V229H44ZM60 230H61V229H60ZM65 230H66V227H65ZM73 230H74V229H73ZM84 230H85V229L83 228V231H84ZM103 230H104V229H103ZM103 230H102V231H103ZM125 230H126V229H125ZM154 230H155V227H154ZM175 230H176V229H175ZM182 230H184V229H182ZM186 230H187V229H186ZM254 230H255V229H254ZM254 230H252V231H254ZM13 231H14V230H13ZM27 231H28V230H27ZM39 231H40V230H39ZM49 231H50V230H49ZM56 231H57V230H56ZM76 231H77V230H76ZM76 231H75V232H76ZM111 231H112V230H111ZM139 231H140V232H143L142 230H139ZM150 231H152V230H150ZM150 231H148V232L151 234ZM176 231H177V230H176ZM200 231H201V230H200ZM14 232H15V231H14ZM29 232H31V231H28L27 234H30ZM54 232H55V231H54ZM63 232H64V230H63ZM65 232H66V231H65ZM67 232H66V233H67ZM70 232H71V231H70ZM70 232H69V233H70ZM73 232H74V231H73ZM77 232H78V231H77ZM77 232H76V233H77ZM87 232H88V231H87ZM96 232H97V231H96ZM96 232H95V233H96ZM100 232H101V231H99V233H100ZM108 232H109V231H108ZM114 232H116V231H114ZM119 232H121V231H119ZM122 232H123V231H122ZM122 232H121V233H122ZM156 232H157V231H156ZM171 232H172V231H171ZM197 232H199V231H197ZM202 232H203V230H202ZM221 232H222V230H221ZM15 233H17V232H15ZM59 233H60V232H59ZM59 233L57 232V233H55V234H59ZM83 233H84V232H83ZM90 233H91V232H90ZM101 233H102V232H101ZM123 233H129V232H123ZM152 233H153V232H152ZM157 233H158V232H157ZM157 233H155V234H157ZM173 233H175V232H173ZM173 233H172L171 235H173ZM192 233H193V232H192ZM261 233H262V231H261ZM21 234H22V231H21ZM25 234H26V232H25ZM25 234H24V235H25ZM55 234H54V235H55ZM61 234L63 235V233H61ZM64 234H65V233H64ZM91 234H92V233H91ZM119 234H120V233H119ZM150 234H149V235H150ZM155 234H153V236H155ZM158 234H159V233H158ZM180 234H181V233H179V235H180ZM236 234H237V233H236ZM262 234H263V233H262ZM16 235H17V234H16ZM16 235H15V236H16ZM22 235H23V234H22ZM24 235H23V236H24ZM40 235H41V234H40ZM45 235H46V234H45ZM47 235H48V234H47ZM54 235H53V236H54ZM59 235H60V234H59ZM77 235H79V233L75 234V235H74L75 237H73V239H75V238L77 237ZM114 235H115V233H114ZM139 235H140V234H139ZM139 235H138V238H139V240H141V239H140L141 237H139ZM149 235H147V236H149ZM185 235H186V234H185ZM199 235H200V234H199ZM201 235L204 236L205 234L202 233ZM20 236H21V235H19V237H20ZM23 236H22V239L24 238ZM29 236H30V235H29ZM35 236H39V235H35ZM42 236H43V235H42ZM42 236H41V237H42ZM57 236H58V235H56V238H57ZM60 236H61V235H60ZM65 236L68 237V239H69V237H70V236H68V235H65ZM92 236H93V234H92ZM98 236H99V235H98ZM105 236L108 237L107 233H106ZM125 236H126V235H125ZM136 236H137V235H136ZM158 236H159V235H157L156 238H157ZM192 236H193V235H192ZM197 236H198V235H197ZM207 236H210V235H207ZM6 237H7V236H6ZM27 237H28V236H26V238H27ZM41 237H40V239H41ZM45 237H46V236H45ZM45 237L43 236L44 239H45ZM63 237H64V235H63ZM78 237H79V236H78ZM78 237H77V238H78ZM89 237H91V236L89 235ZM129 237H130V236H129ZM145 237H146V236H144V239H145ZM150 237H151V236H150ZM177 237H178V236H177ZM177 237H176V238H177ZM189 237H190V236H189ZM193 237H195V236H193ZM1 238H2V236H1ZM15 238H16V237H15ZM28 238H29V237H28ZM47 238H49V237H47ZM71 238H72V237H71ZM82 238H83V237H82ZM92 238H93V237H92ZM124 238L127 239V236L124 237ZM146 238H147V237H146ZM171 238H172V237H171ZM173 238H175V237L173 236ZM200 238H201V237H200ZM20 239H21V237H20ZM32 239H33V238H32ZM40 239H39V238L36 239V240H38V241H37L38 243H39V240H40ZM44 239H43V240H44ZM57 239H58V238H57ZM61 239H62V238H61ZM83 239L85 240V237H84ZM83 239H82V240H83ZM93 239H94V238H93ZM119 239H120V240L123 239V238H121V234H120V238H119ZM134 239H135V238H134ZM136 239H137V238H136ZM157 239H158V238H157ZM166 239H168V238H166ZM185 239H186V238H185ZM185 239H184V240H185ZM194 239H195V238H194ZM203 239H204V238H203ZM250 239H252V237H251ZM13 240H15V239H13ZM23 240H26V239L24 238ZM48 240H49V239H48ZM51 240H53V243H54V239H51ZM51 240H50V242H51ZM76 240H77V239H76ZM147 240H149V239H147ZM168 240H169V239H168ZM171 240H172V239H171ZM187 240H188V239H187ZM190 240H191V239H190ZM29 241H30V240H29ZM65 241L67 242L68 240H65ZM69 241H70V240H69ZM87 241H89V240H87ZM95 241L97 242V240H95ZM133 241H134V240H133ZM164 241H165V240H164ZM205 241H206V240H205ZM9 242H10V241H9ZM17 242H18V240H17ZM30 242H31V241H30ZM34 242H35V241H34ZM41 242H42V241L40 240V243H41ZM50 242H49V243H50ZM58 242H60V241H58ZM62 242H63V241H61V244H62ZM72 242H73V240H72ZM74 242H75V241H74ZM85 242H86V241H85ZM89 242H90V241H89ZM92 242H94V240H93ZM120 242H121V241H120ZM122 242H123V240H122ZM127 242H128V241H127ZM129 242H130V240H129ZM135 242H136V241H135ZM138 242L140 243V241H138ZM138 242H137V243H138ZM144 242H145V241H144ZM144 242H143V243H144ZM154 242H155V240H154ZM165 242H167V240H166ZM174 242L176 243L175 240H174ZM174 242H173V243H174ZM181 242H182V240H181ZM14 243H16V242H14ZM18 243H19V242H18ZM20 243H21V242H20ZM26 243H27V241L25 242V244H26ZM28 243H29V242H28ZM32 243H33V241H32ZM69 243H70V242H69ZM87 243H88V242H87ZM103 243H104V244H103ZM103 243H98V244H100V245L103 244V246H104V245H105V242H103ZM173 243H171V244H173ZM5 244H6V243H5ZM22 244H23V243H22ZM25 244H24V245H25ZM33 244H35V243H33ZM54 244H55V243H54ZM56 244H57V243H56ZM58 244H59V243H58ZM61 244H60V245H61ZM71 244H73V243H71ZM74 244H75V243H74ZM113 244H114V243H113ZM128 244H129V243H128ZM144 244L147 246L146 242H145ZM160 244H161V243H160ZM176 244H177V243H176ZM181 244L183 245V242H182ZM188 244H189V243H188ZM199 244H200V243H198V245H199ZM204 244H205V242H204ZM206 244H207V243H206ZM221 244H222V243H221ZM246 244H247V243H246ZM30 245H31V243H30ZM44 245H45V244H44ZM50 245H51V244H50ZM64 245H65V244H64ZM77 245H78V244H77ZM80 245H81V244H80ZM110 245H112V244H110ZM114 245H115V244H114ZM142 245H143V244H142ZM142 245H141V248H140V246H137V247L132 248V249H127V251L125 252V255H124V259H123V261H122V264H134L136 261L140 260V259H141V256H142V252H141L140 249H142V248L144 247V246H142ZM154 245H155V244H154ZM178 245H179V244H177V246H178ZM185 245H186V244H185ZM190 245H191V244H190ZM190 245H189V247H190ZM3 246H4V245H3ZM20 246H21V244H20ZM34 246H35V245H34ZM47 246H48V244H47ZM78 246H79V245H78ZM88 246H89V245H88ZM107 246H108V245H107ZM115 246H116V245H115ZM118 246H120L119 243H118ZM118 246H117V247H118ZM122 246H123V245H122ZM122 246H121V247H122ZM132 246H133V245H132ZM171 246H172V245H171ZM171 246H170V247H171ZM174 246H175V245H174ZM179 246H180V245H179ZM179 246H178V248H179ZM249 246H250V245H249ZM4 247H6V246H4ZM14 247H15V246H14ZM37 247H38V245H37ZM39 247H40V244H39ZM59 247H60V246H59ZM75 247H76V245H75ZM91 247H92V246H91ZM101 247H102V246H101ZM109 247L111 248L112 246H109ZM117 247H116V248H117ZM150 247H151V246H150ZM203 247H204V246H203ZM203 247H202V248H203ZM244 247H246V246H244ZM19 248H20V247H19V245H18V249H19ZM23 248H24V247H23ZM33 248H34V247H33ZM52 248H54V247L52 246ZM65 248H66V245H65ZM76 248H77V247H76ZM79 248H81V247L79 246ZM94 248L97 249L96 246H95ZM94 248H93V249H94ZM103 248H104V247H103ZM103 248H102V250H103ZM107 248H108V247H107ZM122 248H123V247H122ZM124 248H125V247H124ZM145 248H146V247H145ZM154 248H155V247H154ZM161 248H162V247H161ZM163 248H164V247H163ZM171 248H172V247H171ZM178 248H177V249H178ZM180 248H181V247H180ZM182 248H183V247H182ZM182 248H181V249H182ZM200 248H201V247H200ZM46 249L49 250V248H46ZM67 249H68V248H67ZM73 249H74V248H73ZM93 249L90 248L88 251H90V250L93 251ZM98 249H99V248H98ZM104 249H105V248H104ZM148 249H149V247H147L146 250H148ZM165 249H166V247H165ZM187 249H188V248H187ZM189 249H190V248H189ZM191 249H192V248H191ZM4 250H5V249H4ZM38 250H39V252H40L42 249H38V248H37V251H36V247H35V250H33V251H36V252H35V255H36V253L38 252ZM44 250H45V249H44ZM48 250H47V251H48ZM68 250H69V249H68ZM68 250H66V251L68 252ZM77 250H78V249H77ZM111 250H113V249H111ZM114 250H115V248H114ZM118 250H119V249H118ZM118 250H117V251H118ZM155 250H156V248H155ZM161 250H162V249H161ZM175 250H176V248H175ZM183 250H185V249H183ZM199 250H200V249H199ZM240 250H242V248H241ZM240 250H239V252H236V251H235V252H232V253H231V251H227V250H226V251L223 253L222 257H223V256L226 257V256L228 255V253L230 252V253H231L230 255L233 254V256H234L233 259H232V257H231L232 260H235L236 262H237V260H238V261H240V260H242V261H246V260L248 259V254H247L246 252H245V253H241ZM12 251H13V250H12ZM47 251H46V252H47ZM57 251H58V250H57ZM98 251L100 252L101 249L98 250ZM109 251H110V249H109ZM185 251H186V250H185ZM187 251H188V250H187ZM191 251L193 252V249H192ZM233 251H234V250H233ZM257 251H258V253H259V257H260L259 259H260V261L262 262V264H264V239H262V241L260 242L259 246L257 247ZM8 252H9V251H8ZM17 252H18V250L16 251V253H17ZM24 252H25V250H24ZM28 252H30V251H28ZM39 252H38L37 254H40ZM42 252H44V251H42ZM42 252H41V253H42ZM54 252H56V250H55ZM67 252H66V254H67ZM71 252H74V250L72 251V249H71ZM71 252H70L69 254L72 255ZM82 252H83V251H82ZM102 252H104V251H102ZM106 252H107V251H106ZM110 252H111V251H110ZM112 252H113V251H112ZM147 252H148V251H147ZM150 252H151V251H150ZM152 252H153V251H152ZM194 252H195V251H194ZM50 253H52V252H50ZM50 253H49V257H50V255H51V257H52V254H50ZM75 253H77V254H78L77 256H79V253H78L77 251H76ZM80 253H81V252H80ZM85 253H86V252H85ZM95 253H96V251H95ZM153 253H154V252H153ZM155 253H156V252H155ZM168 253H169V252H168ZM173 253H174V251H173ZM177 253H179V252L177 251ZM187 253H190V251L187 252ZM44 254H45V253H44ZM60 254L63 255V254H62V251H61ZM90 254H91V253H90ZM113 254H114V253H113ZM119 254H120V253H119ZM171 254H172V253H171ZM35 255H34V257H35ZM85 255H87V254H84V258L86 257ZM96 255H97V254H96ZM101 255H103V254H101ZM122 255H123V254H122ZM154 255L156 256V254H154ZM159 255H161V254H159ZM173 255H174V254H173ZM177 255L179 256L180 254H176V256H177ZM230 255H229V256H230ZM5 256H6V255H5ZM13 256H14V255H13ZM25 256H26V255H25ZM56 256H60V255H57V254H56ZM73 256H74V255H73ZM73 256H72V257H73ZM87 256H89V255H87ZM106 256H107V255H106ZM108 256H109V255H108ZM110 256H111V255H110ZM150 256H151V255H150ZM161 256H162V255H161ZM187 256H188V255H186V257H187ZM210 256H212V253H211V252L204 253V257H210ZM253 256H254V255H253ZM19 257H20V255H19ZM39 257H40V256H39ZM47 257H48V255H47ZM51 257L49 258V260L51 259ZM60 257H61V256H60ZM63 257H64V256H63ZM63 257H62V259H64ZM66 257H68V256H66ZM79 257H80V256H79ZM99 257H100V256H99ZM145 257H146V256H145ZM147 257H148V256H147ZM167 257H168V256H167ZM169 257H170V255H169ZM169 257H168V258H169ZM194 257H195V256H194ZM40 258H43V256L40 257ZM53 258H54V257H53ZM77 258H78V257H77ZM84 258H83V259H84ZM96 258H98V257L96 256ZM107 258H108V257H107ZM155 258H156V257H155ZM175 258H176V257H175ZM216 258H217V257H216ZM59 259H61V258H58V260H57L56 262H58ZM80 259H81V257H80ZM86 259H88V258H86ZM89 259L91 260L90 257H89ZM115 259H117V258H115ZM119 259H120V258H119ZM144 259H145V258H144ZM144 259H142V261H143ZM146 259H147V258H146ZM150 259H152V258L150 257ZM190 259H191V258H190ZM220 259H221V258H220ZM228 259H229V257H228ZM231 259H230V260H231ZM8 260H9V258H8ZM40 260H41V259H39V261H40ZM43 260H46L45 257L43 258ZM53 260H54V259H53ZM100 260H101V259H100ZM148 260H149V259H148ZM154 260H155V259H154ZM171 260H172V259H171ZM188 260H189V258H188ZM192 260H193V259H191V261H192ZM54 261H55V260H54ZM54 261H53L52 263L49 262V264H54ZM63 261H64V260H62L61 262L63 263ZM68 261H69V260H68ZM111 261H114V259L111 260ZM111 261H109L110 264H111ZM149 261H150V260H149ZM152 261H153V259H152ZM165 261H166V260H165ZM182 261H183V260H182ZM189 261H190V260H189ZM194 261H195V260H194ZM201 261H202L203 263L206 262L204 259H201ZM214 261H216V260H214ZM56 262H55V263H56ZM61 262H60V263H61ZM73 262H74V261H73ZM73 262H72V263H73ZM87 262H88V261H87ZM92 262H93V261H92ZM102 262H103V261H102ZM105 262H107V260H106ZM105 262H103V263H105ZM116 262H117V261H116ZM119 262H120V261H119ZM139 262H140V261H139ZM145 262H146V261H145ZM183 262H184V261H183ZM212 262H213V261H212ZM38 263H39V262H38ZM38 263H37V264H38ZM40 263H42V260H41ZM44 263H45V262H43L42 264H44ZM64 263H65V262H64ZM68 263H69V262H68ZM96 263H97V262H96ZM98 263H99V262H98ZM107 263H108V262H107ZM140 263H142V262H140ZM184 263H185V262H184ZM184 263H183V264H184ZM192 263H193V262H192ZM225 263H226V261H225ZM232 263H233V262H232ZM29 264H31V262H30ZM32 264H33V263H32ZM35 264H36V263H35ZM45 264H46V263H45ZM57 264H58V263H57ZM69 264H71V263H69ZM86 264H87V263H86ZM88 264H89V263H88ZM120 264H121V263H120ZM146 264H147V263H146ZM150 264H151V263H150ZM187 264H188V263H187ZM216 264H217V263H216ZM222 264H223V263H222ZM235 264H236V263H235Z\"/></svg>",
    "mask_w": 264,
    "mask_h": 264
}]
</instances>
